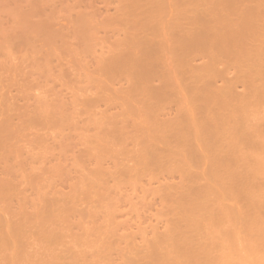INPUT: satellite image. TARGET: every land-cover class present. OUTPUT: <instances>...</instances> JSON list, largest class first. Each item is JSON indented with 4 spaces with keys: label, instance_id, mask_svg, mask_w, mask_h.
I'll return each mask as SVG.
<instances>
[{
    "label": "rangeland",
    "instance_id": "374dc122",
    "mask_svg": "<svg viewBox=\"0 0 264 264\" xmlns=\"http://www.w3.org/2000/svg\"><path fill=\"white\" fill-rule=\"evenodd\" d=\"M197 1L196 0L195 1H192V0H134V1L133 0H0V124L2 125L0 128L7 127V130L4 128L0 129V130H3V131H0V132H2L0 137L3 134L5 136V139L7 142L5 143L4 141L2 142L1 140H0V142H1V145L3 143L6 144V147L4 146V144L2 145L4 148H9L8 143H10V144L12 143V145H10L11 150L13 151L14 149H16V150H14V152L16 151V153H18L16 156H14V154H16V153L11 152V150L9 148L10 153H13V155H11L9 153L10 154V157H9L8 153H7V155L4 153V152H7L6 151L7 149L4 150L3 152H1L2 150H0L1 154L2 153H3V155L5 154L4 156L0 155V224H1L0 226H2V228L0 230H2L3 235H5V233L7 232L6 235L3 236L5 239L3 238L4 239L3 241H2V239L0 240V264H9V262L12 260H13V262L16 261L15 263L18 262L17 264H20V263L32 264L33 262L35 263V260L37 257H32V259L33 258L35 259L34 261L32 260L33 262H29V259H30L31 255L34 256L36 254H37V256H40V254H41L42 256H44V259L46 260L45 257H48V256H46V253H47V255H49V253H53L54 251L52 248H54L55 250L57 248L62 250V247L65 248L63 245L68 246V247L70 245V247H73L72 249L76 250L79 246V245L76 246V244L79 241L77 243H75L76 241L74 242L71 240L72 243H75V244H72L75 247L71 246L70 242H67V243H70L68 245H66L67 244L66 242H65L66 244H63V245L60 244L59 245L58 242L60 239H62L64 241H67V240L69 241V239L72 238L71 235H73V234H74L73 236L76 239V236H77L76 234H78L77 232H79L78 226L80 227L79 233H81L83 236L85 233H82V232H84V230L81 232L82 227L83 228L85 227L84 228L85 230H87L88 228H90V229L93 228V230L89 229L90 230L89 233L92 231L91 232V233H93L92 235L95 234L96 237H99V238H95V239H100L101 235L98 234L100 236H97L98 231L101 232V234H102L101 238H103V239H104V232L103 231L106 232L105 234H108V237H109V235L112 237H114V235H116L117 236V237L115 236L116 239H119L121 237L122 239H119V240H120V242H122V241L123 242H122V244L119 242V244H121V247L119 249L123 248V250L125 249V251H128V250H126V248L130 245L131 241L135 242V243H133L134 246H130V248L135 247L134 249L131 248L135 252L136 248L137 247L139 248L141 243H143L144 246L149 245V244H147V242L145 243V241H149L148 240L149 238L152 241V239L154 237L152 239H151V237H152V235H153L152 233L154 231H155L154 233H156V236L158 235L157 233H159V231H160L159 235H161L164 231L167 230L165 227L168 225V223H170L172 225V223L177 222L176 220H178L179 215L177 216V219H176V217L174 215L177 213H175L176 210L174 211V209H173L174 203L172 204V202L175 201V203H176V201H177V204H178V202L180 201L179 206H181L183 204V202L185 203L184 200H186V199L189 200V197H188L189 195L187 194V191L189 190L191 185H192V187H194L196 185L195 186L196 190H198L200 194H203V197H205L206 200H209V199L215 200V197L217 199L223 200V196H225V195H227L226 198L224 197V199L226 201L228 200L227 199L228 197H229V199L232 198L230 192L228 191V188H224L222 190L223 192L221 191V189H219V185L221 183L220 180H222V179L220 177V179L218 180L219 177L217 178V176L223 175V173H224L223 171H226L225 169H227V171H228V169L229 170L232 169L231 166L228 167V166H224V165L228 164L227 163L228 160L232 161L233 160L232 158L235 157L237 155V153L239 152L238 149L236 150V148L237 147L240 148V145L238 146V142L243 141L242 140V138H243L242 132H243L244 128H242V130H241L242 132L240 131L242 133L241 135L239 134L240 132L234 133V132L238 131V128L241 129L240 126L242 127V125H239L238 128L235 126L234 127L232 126V125H234V121L238 124V120H236L237 116L236 117L233 116L234 113L232 114V112L235 111L234 115H238L237 113L240 112V111L238 112V109L240 110L241 108H240V106H239V108H238V106L235 108V106L233 105L235 102L234 103L230 102V100L232 99L231 93L230 94H228V93L233 92V90L235 88V90L237 92H239V94H237L234 90V92L236 93V95L234 93L236 100H237L236 96L240 95V94H242V95H240V97L242 96L241 99L246 100L248 98V96L246 98L245 95H249V91H248V88H247L248 92L244 91V89H246L247 85H249V83H251L250 80H253L252 78H254V80L256 79L255 83H257V85H255V84L253 85V83L250 84L251 86L253 85L254 88L256 86L259 87L258 84L260 82L264 81V79H262L263 81H261V78H264L263 70H262V72H260V74H262V75H259V73H257L258 77H260L258 79V81L260 80V82H258L257 78H255L257 75L255 73L259 72L262 69L261 67H264V62H263L264 57H263V61H262L263 66L258 65L260 67V70H259L258 69L259 67L257 65H255V66H257L256 69H258V71H255V72H254L255 68L254 69L252 68L253 71L250 70L253 64L247 66V64H249L250 61H247L248 62L247 64H246V62L243 61V57L241 56L243 54L242 52L246 51L248 49V47L245 43L249 40V43H252L254 41L256 44L257 40H258L257 39L255 41V39H253V41L252 40L250 41L251 37L248 36L249 32L251 33V35L254 36L255 34L252 32H255L256 30L255 31H249L248 27H247V30L249 32H248V34H246V32H247V30H246L245 35L248 36L249 39H246L245 35L243 36L245 30L244 31L242 30L243 31L242 36L247 41L245 40L243 43H241L243 41L242 36L241 37L235 36V39L237 37L238 38L236 40L234 39L235 41L233 40L234 41L233 43H235L236 41H237V43H239V41H240V44L243 45V47H241V48L245 49L247 47V49L243 50V51L241 50V48L238 49V50L242 51V52L240 51L241 53L237 52L238 50L236 49L237 47L241 46L240 44H239L240 46L236 44L237 47L236 46H235L236 48L234 47L237 50L236 52L240 53L241 54L240 56L242 57L241 58L240 56H238V58L242 59V63L239 62V60H241V59L237 60L239 62L238 67L240 68V66H241L240 69L242 70L241 64H243L244 66H246V68H248V70H247L248 72L250 71V72H252V73L254 72V73L251 75L250 72L249 73L247 72V74H249L248 75L249 77H247L246 76L247 74H245L246 70H244L246 68L244 66H243L244 71H240V69L237 67V64L235 65V63H234V62H236L235 59L237 58L235 54L233 56L234 60L232 59L233 57H230V58L228 57L229 59H231L230 61H233L232 63L230 62V64H232V67L230 66V64L227 65L229 62V59L226 58L227 56H225V54L221 53V54H223V57H225V58H223L222 55L220 53H218V50L215 51L216 48H214L215 50L213 49L214 46L211 48L212 44H210V43L216 44V47L218 45L217 49L219 47H221L219 50L222 51V47H223L222 42H225L224 43L225 46L223 48H225V47L228 48V46H226L227 40L223 41L224 37H222V34L227 32V31H225L227 27H228V30L230 31V29L236 25L235 22H234L235 25H233L232 22L235 21L234 17L237 14H239L237 12H238V10L240 12L241 8L238 7V5H235V2L234 3L232 2L233 0L230 1L235 5L234 6L231 3V6L233 5V8L229 4L225 3L228 6H227V8H224V11L228 14L230 13L229 15L228 14L227 15L229 17L231 15V18H233V19H231L227 16V18H228L227 19L226 14H224L225 12L219 11V9L217 10L216 8H218L219 6H216V7L214 6L215 2L218 0L212 1V3L214 2V4H212V6H214V7H211V4H210L211 0L210 1L207 0V1H209L208 5L210 7L206 5V3H207V2H205L206 0L205 1L204 0H201V1L197 0ZM228 1L229 0H226V2H228ZM253 1L252 2L254 4H256L258 1H260L261 3L259 2L256 4V5L261 4L260 7L263 5L262 2L264 3V0H256V1L253 0ZM155 2H157V5L159 4L158 11L161 13L160 15H159V12L157 11L158 7H155V5H154ZM222 2L224 3L225 1L222 0ZM222 2L220 1V3H216V5L222 4L220 6L221 8L219 7L221 10H223L222 6H226ZM240 2H242V1H240ZM243 2L248 4V2H250V1L246 2L243 0ZM148 3H150L149 5H151L150 6L151 8L153 7V11L154 10L156 11L155 12L156 14L151 10V8H149ZM245 3L242 6L245 7L247 5V4L245 5ZM152 4H153V6H152ZM236 4H239V3L236 2ZM236 6L238 7L237 11H235V8H237ZM252 6L247 5V7H249V8ZM247 7L242 8L243 11L244 10L247 11L248 10ZM254 8H255V5H254ZM254 8H251L250 10H253ZM261 8L264 10V5ZM212 9L214 11H218V14H219V12H221V13L223 12L222 13L223 15H221V16H224V18L229 20L230 26H232V25L233 26L232 27L227 26L226 28H224V32L222 34H221V32L218 33L217 31H219L218 29H220L219 28L220 27V24H219V18H220L219 15L220 14L218 15L217 12H214ZM233 10H234V12H233ZM256 11H257V9H256ZM256 11L253 12V17H254V19L257 15L259 17L257 16L258 19H256V20L252 19V21H251V22L256 21L255 25L257 24V22H258V24L264 22V18L263 17L261 18V16L259 15V13L260 14L262 13V10L259 9V12H257V14H256ZM232 12L233 13L236 12V14L234 15ZM241 12H242V10H241ZM244 14H246V13H244ZM215 15L218 16L219 18H216ZM263 15L264 14L262 13V16ZM232 16H234V17H232ZM248 16H250V14H248ZM251 17H252V15H251ZM251 17H249L250 19L247 18L248 20L246 18H244V22H245V19L247 20L246 22L251 20ZM260 18L263 19V21H261L259 23V20H261ZM217 19H218V24H219V25L217 24L218 26L216 24H212V23H215V21L217 22ZM223 19L222 18L220 19V20H222L221 21L222 23L226 20V19H224V21H223ZM231 20H232V22H231ZM229 21L227 22L228 24H229ZM195 23L197 24L198 27L202 26L201 29L205 28L206 32L208 30V33H206L205 31H202V33H201V30L199 31L200 28L195 29V27H197L195 25ZM148 24L150 25L149 27H148ZM246 24H248L249 26L250 25L252 26V24L254 25V23H252V24L246 23ZM188 25H190L191 27H189ZM213 25H216V26L212 27ZM260 25L262 28L263 24H260ZM187 26H188V29H187ZM192 26L194 29L190 30V28H192ZM237 26H238V24L236 25V31H238ZM243 26L246 27V25H244V24H243ZM259 26L256 25V27H258V28H259ZM221 27H223L222 24H221ZM211 28L213 30H211ZM214 28H216V29H214ZM249 29H251V28L249 27ZM185 30L187 32H183ZM214 30L215 31L217 30V31L215 32ZM262 30H261V32H263ZM190 32H191V34L192 33L193 34L191 35ZM231 32H233L232 33L233 35H231V36H234L235 30H233ZM261 32L259 30V34ZM151 33H153V34H151ZM180 33H182V35H178ZM188 33H189V35H188ZM235 33L238 34V32H235ZM184 34H186V37H187V35L188 36L191 35L192 37L190 36V38L192 41L189 40L190 39L189 37L184 38L186 41L184 39H180L181 37H184ZM208 34H209V36H208ZM210 34L212 36H210ZM256 34H258V33H256ZM132 37H135V38L132 39ZM230 37H229V42L227 43V45H229V43L231 41ZM257 37H259V36H257ZM262 37H263V34H262ZM143 38H145V39H144V41H141L142 43H144L146 40L147 42H145V44L147 45L149 42V44H151V45L146 46L145 44L144 45L140 44L141 43L140 40H143ZM220 38H221V41H220ZM225 38L228 39V36L225 35ZM239 38H241L242 41L238 40ZM153 39H154V41H152ZM214 39H216L217 41L216 40L214 41ZM262 39H264V38H262ZM176 40L178 41V43L180 42V40H184V44H182L183 42H180V44L177 45ZM194 40H196V41L198 40V43H200L199 44L200 47L197 46L198 44ZM209 40L212 42H209ZM136 41L138 44H136ZM258 41H261V40L259 39ZM154 42L158 43V45H156ZM185 42H186V44L187 43L188 44L185 45ZM208 42L211 46L207 51H209V53H210V50H213V51H211V52H213V55H214L212 57L210 56L212 53H210V54L206 53L207 51L204 53V51H205L204 48H206L207 46L209 47V45L205 46V44H207ZM263 42L264 41H261V43L258 42L259 43L258 45L260 46ZM152 43L155 45H152ZM173 43H174L175 47H173ZM189 43H191V45ZM201 43H204V46H205L204 48L202 47V49H201V45L203 46V44H201ZM230 44L232 45V43H230ZM253 44L254 43H252V45ZM263 44H262V47L260 46L261 47L260 53H262L261 50H263V48H264ZM231 45H229V47H231ZM233 45H235V44H233ZM258 45H255V47L257 46V48H258L259 47ZM143 46H144V48H143ZM182 46H184L183 47L184 50H183ZM190 46L191 47L193 46V48H191ZM158 47H159V49H158ZM172 47L175 50H173ZM177 47H180V48H177ZM185 47H190L187 49H190L193 51L186 50ZM146 48L150 51H148ZM196 48L198 49V51ZM177 49H179V50H177ZM253 49H254V47H253ZM185 50L187 53L183 54ZM194 50H195V52L197 51V56H196ZM249 50H250V46H249ZM199 51H200V57L198 56ZM231 51L233 53L235 50L233 51L230 49V51H228V53L230 52L231 55L228 54L229 56L233 55L231 53ZM216 53H218L219 59L217 58ZM246 53H247V51H246ZM246 53L244 54V56H246ZM137 54H139V55H137ZM140 54H142V56ZM254 54L256 55L257 53H254ZM254 54L252 55V52H251L250 54L248 53L247 56L248 57H249V55L254 56ZM135 55H136L135 58H137L136 62H135V59H133ZM185 55H188V56H185ZM189 55H191L192 57ZM258 55L259 54H257V56ZM261 55H264V50H263V53ZM209 56H210V58H208ZM111 57H112V59H111ZM138 57L139 58L141 57L140 60H142V58H143V60L141 61V64H140ZM187 57L192 58L193 60H196V61H193L192 59H190V61H189V59H187ZM196 57H197V59H196ZM198 57H199V60H198ZM203 57H204V59H202ZM205 57L207 59H205ZM248 57H247V60H248ZM130 58L132 61L129 60ZM216 58H217V61L221 62V63L219 62V65H218V62L215 63L216 61L214 59H216ZM220 58H222V59H220ZM258 58H259V56L255 60H259V61H257L259 64L262 59L260 60V58L259 59ZM113 59L114 60L116 59L115 62H112ZM208 59L213 60V62L215 64H217L218 68L215 69L214 68V67H216L215 64L210 63V61ZM223 59H225L226 61ZM227 59H228V62H227ZM128 60L131 61L132 64H130V62ZM137 60H138V63H137ZM205 60L207 62H205ZM250 60L254 61L253 57L250 58ZM143 61H146V62H143ZM187 61H188V63H187ZM208 61H209V63H208ZM257 62H255V63H257ZM133 63H136V64H134L135 68L138 67L139 70H138V68H136V69L132 68ZM142 63H144V64H142ZM139 64H140V66H139ZM145 64H147V66ZM211 64H212V66H211ZM142 65H144V66H142ZM225 65H227V67ZM141 66L144 68V71H143ZM194 66H195V68H194ZM140 67L142 70H140ZM145 67H147V68H145ZM196 67H198L199 70L202 69L201 72L203 73V71H204V75L200 71H199L200 72L199 73L198 68H196ZM228 67H231V68H228ZM236 68H238V71ZM147 69L150 71L154 69L151 72V73H153L154 77H153V75H149L150 73H149V71L147 72ZM155 69H156V71H155ZM145 70H146L147 75H149V76L146 75ZM215 70L218 71V73ZM133 71H135V72H133ZM142 71L145 73V76H142L138 73V72L141 73ZM209 71H212L215 74H212V72H209ZM237 72L239 73V76L240 75L242 76V77L240 76L238 78V80L234 78V76H236V75L238 76ZM154 73H158V74L155 75ZM207 73L209 75H206ZM219 73L223 77H221ZM242 73L245 75H243ZM126 74H128V75H126ZM191 74L193 76H191ZM195 74H197V75H195ZM199 74L202 76L200 77ZM223 74L226 75V78H224L225 75H223ZM157 75H158V77H157ZM253 75H255V76L253 77ZM151 76L153 79L151 78ZM183 76H186L185 78H187L188 76H190L191 78L192 77L193 78L198 77L197 79L194 78V80H196V82L193 81V78H192V81L194 83L191 81V78L188 82V83H191V85L196 84L197 81L199 82V83H197L198 85L196 84L197 88H198L197 92L195 90L196 93L199 92V88L202 89L201 86L202 87L203 86L205 87L206 85L208 86V81H209V83L212 82L211 85L215 84V86H218V85L221 86V84H223L222 86L227 87L228 90H226V92H224L223 90H225V87H224V89H223V87H219V88L223 89L222 91H220V89L218 90V87H215V86L213 89L217 88V90L220 92L213 90L212 88L210 89L211 91L209 89H207V93L210 92L209 93L210 96L208 95L209 98L210 97L213 98V99H211L213 101L212 102L209 100V98H208V100L206 99L207 94H205V92H206L205 88H207V87H205L202 89V91L204 92V95L206 96V98H204L205 100L201 97L202 95H200V94H203L201 91L199 94H197V97L199 96L198 97L199 99H197V97L195 95L196 93L194 92V94H192L193 89H194L193 87L196 85H193L192 88H191L190 84L187 86L184 85V83L185 84L187 83V82H185V80L188 81V79H185ZM244 76H246V77L243 78ZM251 76H252V78H251ZM261 76H263V77H261ZM144 77L146 79H144ZM159 77L163 80L160 81ZM182 77L185 79L184 81L182 80ZM203 77L206 78V79H204L207 81L206 85H205V82H203V80H200V78L203 79ZM215 77L218 78V80ZM155 78H157L158 80ZM214 78L217 81H214ZM222 78H224V79H222ZM240 78H243L242 80H245L247 78L250 80L247 79L248 82H246V83L244 82L247 85H244L242 83L243 81L242 82L240 81L241 83L235 82L236 84L232 82L233 79L235 81L239 82ZM228 79H229V82H228ZM211 80L214 81V84H213V81H211ZM142 81H144L145 83L144 82L142 83ZM201 81L203 82L204 85L201 84L202 83ZM158 82L160 83V85L158 84ZM167 82H168V84H167ZM146 83H148V84H146ZM163 83L164 84L166 83L165 85H167V86L165 87V85ZM227 83H230V84H227ZM263 83H262V85H264ZM162 84L165 88V91L162 90L163 88H160V87H163ZM225 84H227V86ZM231 84H233V85L235 84L234 85L235 87H233V85H231ZM228 85L230 86V88L231 87L233 88V89H231L232 91H229L230 89L228 88L229 87ZM242 85H244V86H242ZM156 86L159 87V90H161L162 92L161 91L158 92V90H156L160 94H158V93H157L158 95L157 94L156 95L151 94V99L155 98V101H156L155 103H157V101H158L157 104H154V102H151L150 97H149L150 95H148L147 93L150 94V91L152 93H156L155 89H158ZM188 86H190V87H188ZM241 86L243 88L245 86L246 87L243 89ZM253 86L251 88H249L250 91H251V89L253 91ZM261 86L259 88H262ZM168 87H170V88H168ZM257 87H256V90L259 89ZM166 88H168V89H166ZM188 89H189V91H188ZM146 90L147 91L149 90V91L147 93H145ZM256 90L254 92H256ZM212 91H214V92L212 93ZM240 91L242 93H240ZM216 92L219 94L220 93L222 94V92H223L222 97L220 96L221 94L220 95L218 94L219 96L215 95L216 97L213 96V94ZM161 93H163V94H161ZM225 93L227 95H225ZM243 93L245 95H243ZM139 94L141 95L140 96L141 98L138 97ZM145 94H147V99H149L150 103H148V102L146 103V101H148V100L146 99ZM254 94L257 95L256 93H254ZM261 94L263 95L262 91H261ZM142 95H144L145 97ZM204 95H203V97H205ZM224 95H225V98H223ZM228 95L231 98L229 101H227L228 99H226V98H228ZM232 95H233V93H232ZM259 95H260V92H259ZM259 95L257 96V98L260 97ZM217 96H218V99H219V97H221V99L224 101L226 100L227 103L230 102L232 104L233 108L230 104H229V106H230L229 107L227 105L225 106L224 102H222L223 103L222 106L224 105L223 109L221 108L222 111L221 110L218 111L217 109H220L219 106H221L220 102L222 100L220 101V99H219L220 102L218 100H216L215 98H217ZM234 96H233V98H234ZM243 96L245 97V99L243 98ZM252 97H255V96H251V98ZM156 98H157V100H156ZM139 99L140 100L142 99V100L140 101ZM200 99H202L203 101ZM238 99H240V98H238ZM249 99H250V95H249ZM262 99L263 98L259 99V100H261V101H259L260 104L262 103ZM143 100H145V101H143ZM252 100H254V98H252ZM142 101L145 102L150 107H148L144 103L143 105H144L145 109H143V105H142L143 102ZM152 101H154V100H152ZM196 101H199V103H201L200 101H202L201 104H203V103L206 104L205 102H207L208 105H209V101H210V103H213V104H214V102H219L218 103L219 106L217 105V103H215V104L218 106V108L216 107L215 104L214 105L212 104L213 106L209 105L210 109L211 108H213V109L208 110V111H211V112H208V111H206L207 109L204 110L206 108V105L205 106L199 105L198 102H196ZM232 101H233V99H232ZM234 101H235V99H234ZM257 101H255L254 103H252L253 102L252 101L251 104L248 102L245 103L246 105H244V106H250L251 105V107H247L248 109L250 108L249 111H246L243 109L244 108L242 106L243 102L240 101V102H242L241 106L243 109V111L241 109V112L244 113V111H246L248 113V115H245L246 113L243 114L244 116L242 115V118L245 116L248 117V119L246 118L247 121H249L250 117L252 118L251 121L249 122V124L243 118V120H245V123H247L249 125L248 126L249 128L251 127V124L254 125V123H252L254 118H257L258 114H259L258 118H260V115H262V112H264V110H263L264 100H263V104H262L263 107L260 105V109L255 108L256 111H261V109H262L261 114H260V112H258V114H255L254 112H256V111H254L253 116L251 114H250L251 116L249 115V112L250 113L252 112L250 110H253V108L256 106L255 103ZM259 102H258V105H259ZM137 103H140L138 105L139 106L141 105V106L139 107L137 105ZM195 103H197L199 106H197ZM225 104H226V102H225ZM154 105H156V106L158 105V106L156 107ZM237 105H240V103L238 102ZM252 105H255V106L253 107ZM130 106H132V107H130ZM133 106H135V107H133ZM160 106H163L164 108H166L165 110L167 112L162 111L164 108L160 107ZM196 106L199 107V109L196 108ZM129 107L131 109H129ZM133 108H135V109H133ZM155 108L158 109L159 112L161 111L163 114L160 112L161 115H159L158 111L156 114ZM161 108H163V109H161ZM234 108H235V110H234ZM140 109H142L143 111ZM151 109H153V110H151ZM193 109H194V112L197 110V112L199 114L197 112H195L197 114H196V116H194L195 113H193V111H192ZM200 109L202 111H204L205 113L204 112L202 113V111L199 112ZM208 109H209V107H208ZM226 109H228V110L230 109V110L227 112ZM231 109H233V111ZM146 110H148V111L146 112ZM187 110L189 113H186ZM212 110H216V111H212ZM132 111L135 112L134 113L135 115L133 114ZM136 111H138V113ZM151 111H154V112L151 113ZM129 112L133 116H131ZM164 112H166L167 114H165ZM140 113H141V115H140ZM142 113H143V115L144 114L145 115L143 116ZM184 113H186V115L188 114V118ZM200 113H201V115H200ZM211 113L214 115L212 118L210 116V115H212ZM189 114L192 115V116H190V118H189ZM208 114H209V116H208ZM254 114L256 115V117H254ZM149 115H151V117ZM166 115H168L167 116L168 118L170 117L169 118L170 120L166 117ZM184 115H185V117H184ZM221 115H225L226 118L229 117V119L232 120V121L230 120L232 122V124H231V122L227 121V119L226 120L224 119L226 122L225 121L223 122V119H219V118L223 117V116L220 117ZM226 115H229V116H226ZM134 116H136V117H134ZM141 116H143V117H141ZM146 116L147 117L149 116V119L147 118L148 119L147 123L145 121L143 122V120H146ZM173 116L175 118L178 117V118H176L177 120L175 121V123H174L175 118H173ZM218 116H219V118H218ZM239 117H241V116L238 115V119H239ZM162 118L163 119L166 118L168 120L165 119L166 120L165 121ZM183 118H185V119L187 118L186 120H188V121H189V119H190V121L191 120L193 121L195 119V121H193V122L191 121L192 125H193L192 127H194L195 129L196 128L198 129V125L200 127L201 120H202L203 123L205 122L206 126H204L202 123L203 126L200 127L201 129L199 131H202L204 129L205 132L211 127H214L213 130H217V129H215V127L219 123H220V125H221V123L223 124L222 126L219 125L222 128L218 127V125H217V128H220L221 131L223 130L225 125H227L226 127L227 128L229 127V130L225 127V129L222 131V132H224L227 129L228 131L226 130V135H225V132L223 135L220 134V135H222L221 138L223 136H225L222 138L225 141V147L228 146L227 149L231 148L230 152H229V150H225V151H226V153H227V151L229 152L227 154L228 156L231 154V152H234V150H232V148L235 149L237 151V153L236 152L232 153L234 155L233 156L230 155L231 156L230 159L226 158L225 157L226 153L224 154L225 151L222 152L223 147L221 145L222 142L224 144V141L221 139V142L218 144H220L222 147L220 149H222L221 154H224L223 155L224 157L222 156L223 159L219 160V162L220 161L223 162L222 160H225V158L228 160L227 161L225 160V162L227 164H223L220 162L219 168L218 167L216 168L215 165L217 166V164H215L216 162L214 163V161H216L217 159H219L221 157L220 154H218V153H220L219 148L217 147L218 145H215L219 141V139H218V141H216L215 139L213 140L211 136H209L210 137L209 139L210 140L212 139L213 146L215 145L214 146L215 149H216V147L218 148V151L216 150V152H217L218 156H220V157L216 156L217 159L215 158L214 161H211L212 163H214V166L211 163L212 164L211 168H214V169H211V170L207 169L208 168L207 167L208 165L206 166V164H208L207 160L209 161V159L211 157V155H209V153H212V152H210L211 151L210 149L213 150L214 147L212 146L213 148H211L212 142L208 139L207 140V141H209L208 146H207V141L205 144V146L208 148H204V147L202 148L200 146L202 144L198 143V142H201L200 141L201 139H198V138H199V136L204 135L203 134L204 130L201 133H199L198 130H195L194 128H192V129H194V132H196V133L190 132V133H192V135H190V136L194 137L193 140H196L195 137L198 136V137H196L198 139V140H196V141H198L197 142L198 147H196V148H199L200 151L197 149L198 152H200V153L203 152L200 155L203 154L201 157L205 158V159L203 158L204 162H205V163H203L204 164L203 167L199 168L201 161L199 162L197 159H199L198 156H200V155L198 153V156L196 157L197 151H194L195 147L193 148L190 146V148H188L189 147L188 137L186 136L187 140H188V144L186 142V145L188 147L186 145L183 146V149L186 146L185 150L187 152L182 149L181 145H179V144H181V142H180V141H182L181 139H183L184 141L186 140V137L185 138L183 137V136H185L186 132L183 131L184 135L182 136L181 135L183 133V132H181L182 130L180 132L178 131V129H182V128H183V130L187 129V126H186L187 124L185 125V123L183 122L185 120H183ZM263 118L264 117H262L261 120ZM171 119H173V120H171ZM138 120H140V121L138 122ZM149 120H151V121L153 120L154 124H155V122H156V124L158 122H160V124L158 123L159 128L163 125V127H165L167 130L165 128H164V130L161 129L160 134H162V135L159 134L160 136H158L157 133H159V130H157V129H159V128L156 127V129H155V127H152L153 126L152 122H150L149 123L150 125H149L148 124ZM161 120H162V124H161ZM199 120H200V124L196 123V124H198V125H196L195 122L196 121L199 122ZM168 121H170V123L171 122L174 123L175 126L172 123H171L172 125H170V123H168L169 126H167V123H165V122H168ZM178 121L179 122L181 121L180 122L181 126L176 125V123L179 124ZM188 121H187V123H188ZM206 121H209V123H210V121L212 122V123H210V127H208L209 124ZM256 121H258V122L253 127V129L255 127H257L258 123L261 124V122H259L260 121L259 119ZM163 122H164V124H166V126L163 124ZM241 122H244V121H241ZM241 122H239V123H241ZM156 124H155V126H158V124L157 125ZM183 124L185 126H182ZM212 124L215 126H213ZM145 125H146V127H145ZM261 125H263V123ZM172 126H174L175 130L177 129L176 130V132H178L177 135H176V133L174 134L172 132L173 130H170L171 129L170 127H172ZM243 126L246 127L245 131H248V135H254V134H249L251 132H249L250 131L249 128L247 130L246 124L245 125L243 124ZM143 127L145 129H148L149 131L145 130L146 132H144ZM178 127H180V128H178ZM184 127L186 129H184ZM190 127H191V125H190ZM202 127H206V129L202 128ZM258 127H261V126H258ZM263 127H264V125H263ZM149 128H152V130H150ZM154 129L158 132H156ZM219 130H218V135H219V133H221V132H219ZM259 130H261V128H259ZM151 131H153V132L151 133ZM162 131H164V133H162ZM167 131H168V133H169V131H170V133L172 132L176 136H179V135L182 136L181 139H179L178 137L176 138L180 143L176 144V141H175L176 139L174 141H171L174 139L173 138L174 136L172 137V135H171V138H170V133L167 134L166 133ZM188 131H187V133H188ZM191 131H193V130H191ZM257 131H258V129H256L255 135L260 134V133H257ZM207 132L210 133L209 130ZM258 132H260V131H258ZM187 133H186V135H187ZM212 133H214V131L211 132V135H212ZM215 133L217 134V132H215ZM228 133H229V135L231 134L230 136H233L234 138H236L235 136H237V135L234 136V134H239V136H242V138L239 139L240 141H237V142L236 141L233 142L232 140L230 141ZM244 133H247V132H244ZM193 134H195L196 136L195 135L193 136ZM261 134H262L261 138H263L264 137L263 136L264 130H263V133H261ZM164 135L167 137L166 140L168 139V137L170 138V140L165 141V139H163L165 142H164V144H161L162 138H160V137H163ZM220 135H219V137H220ZM248 135H247V137H248ZM255 135L253 136V138L255 137ZM4 136H3L2 140H4ZM157 136L159 137V140H157L158 139ZM201 137H203V140H204L205 135L201 136ZM234 138L230 137V139H234ZM245 138H246V136H245ZM253 138H251V136H250L248 139L251 140ZM255 138L254 139L257 140V142L254 140L256 142V143L254 142V144H257L258 140L260 141L261 138H260V136H256ZM160 139H161V141H160ZM248 139L247 140L244 139V141L245 140L246 141L244 142V144L243 143L242 144L245 145V143H247ZM184 141H182V142H184ZM190 141H191V138H190ZM196 141H193V143H195ZM215 141H216V143H215ZM203 142H205V141H203ZM203 142H201V143H203ZM147 143H152L151 145H153V143H154V145H155L156 150L154 149V156H153V157H155L154 162H152V159H151L152 158L151 154L153 152L148 150V147L150 145L147 147L146 146ZM184 143H182V144H184ZM191 143H192V141H191ZM249 143L247 145H250ZM251 143L253 145V142H251ZM262 143H260V144H262ZM105 144H107L106 145L107 147H104ZM234 144H237L236 148L233 147ZM242 144H241V148H244V147H242ZM158 145L160 148H156V147H158ZM203 145H204V143H203ZM258 145H256L257 149H258ZM2 146L0 147V149L2 148ZM144 146L147 149L143 148ZM254 147H252L251 149L249 147V149L253 150ZM259 147H260V145H259ZM4 148H2V149H4ZM191 148H193V149H191ZM247 148H248V146H247ZM17 149H18V151H17ZM150 149H151V146H150ZM146 150H148V152H146ZM189 150L192 151V153L191 152L189 153ZM240 150H242V149H240ZM243 150L246 151V147ZM260 150H257V151H259V153H260ZM98 151H101V155H99L100 152H98ZM141 151H142V153H141ZM206 151H207V153L209 151V153H208V155L210 156V157H208L209 159L206 156L207 155V153H205ZM262 151L264 152V149H262ZM145 152L147 153V155H145ZM242 152L243 151H241V153ZM255 153L258 154L257 152H254V153H252V155H254ZM86 154H89V155H86ZM93 154L94 155L96 154V155L94 156ZM214 154H216V153H214ZM244 154H246V153L244 152ZM244 154H242L240 156H243ZM97 155H98V157H97ZM135 155L137 156L138 161L136 160V158L134 159V157H136ZM138 155L140 156L139 159H138ZM250 155H251V151H250ZM100 156H102V157H100ZM259 156H261V155H259ZM156 157H159L161 159H157ZM193 157L196 158L198 166H196L195 158L193 159ZM238 157H239V154H238ZM244 157H246V156H244ZM254 157L252 156V159H254ZM257 157L258 156H256V158ZM99 158H101V159H99ZM143 158L145 160H147V162H149L148 163V164H150L149 166L145 165V164L142 165L143 164V160H142ZM262 158L264 159V157H262ZM213 159H214V156H213V158L211 157V160H213ZM234 159H237V157ZM242 159L247 160L246 158L245 159L242 158ZM248 159H250V158L248 157ZM258 159H261V157ZM258 159L257 160L255 159L253 161H255V163H256L257 161H259ZM199 160H201V159H199ZM140 161H141V163H142L141 165L143 167L139 166ZM247 161L249 162V160H247ZM253 161H252V163H254ZM147 162L144 161V163H146V164H147ZM151 162H152L153 166L151 165ZM234 162H236V164H237V161H233L232 162L233 165H234ZM262 162H264V160ZM133 163H134V165H133ZM217 163H218V161H217ZM244 163L247 164L246 161ZM249 163L247 165H250ZM159 164H161L160 168L158 166ZM170 164H171V166H170ZM209 164H210V161H209ZM211 164H210V166H211ZM229 164H231V162H229ZM156 165L158 166V168L156 167ZM189 165L192 169L190 167H187ZM233 165H232V167H233ZM240 165H241V163L238 165L239 168L238 167L235 168L236 165L233 168L235 170L239 171V169L241 167ZM252 165H254V164H252ZM259 165H260V163H259ZM263 165H264V163H263ZM263 165H262V168H263V172H264ZM145 166H147V168ZM150 166L154 169L156 167V170L152 169ZM163 166H164V168H163ZM166 166H167V168H166ZM168 166L170 167V169ZM183 166H186L187 170ZM193 166L198 167V169H196ZM220 166H221V168H220ZM242 166H243V164H242ZM181 167H183L184 168L183 170H186V171H183ZM243 167L240 169V171L246 172L248 166H247V168L245 166L246 170L242 171ZM120 168L124 169V170H122V173H124V174L121 173ZM138 168H140V169H138ZM150 168H151V171H150ZM204 168H205V170H204ZM255 168H257V167H255ZM255 168L253 170H255ZM126 169H127V171L130 170L128 172V174H126L127 173ZM160 169L162 170V172ZM165 169H167V170H165ZM168 169H169V171H168ZM180 169L182 170V172H179ZM188 169H190V170L194 169V171H191L189 173L188 171H190V170H188ZM199 169H202L203 172L201 173V170H199ZM206 169L208 170L209 173L211 172V174H212L211 176L209 174H208L209 176H205V175L202 176V174H205V173L207 175V172H204V171H207ZM217 169L219 172L217 171ZM249 169H252V168H250V166H249ZM249 169L247 171H250ZM258 169H259V167H258ZM170 170H171V173H170ZM195 170H197L198 173ZM213 170L214 171L216 170V173L213 172ZM113 171L114 172L116 171V172L114 173ZM157 171H159V172H157ZM255 171L258 172L259 170L258 171L255 170ZM255 171H253V175H254ZM102 172H103V175H102ZM178 172H179V174H178ZM186 172H188L189 174ZM192 172H194L195 175ZM112 173H114V174H112ZM219 173H221V174L218 175ZM259 173H261V172L259 171ZM259 173H257L256 175H258ZM110 175H112V176H110ZM150 175H152V176H150ZM180 175H182L183 178H185V181H183L184 179ZM251 175H252V173H251ZM251 175H250V177H251ZM149 176H150V178H149ZM153 177H154V179L151 180ZM179 177H180V179H179ZM259 178L260 179H258V176H257L255 179H256V181H259L260 183L259 182L256 183L255 180L254 181H249V180L245 181V182H248L247 183L248 188L246 187L245 192L246 193L248 192V195H250L252 197L254 196L253 198L255 199V201H258L259 203L264 204V197L263 198L261 197V196H264L262 194V193H264V181L261 182L260 180H262V178L261 177H259ZM190 179H191V181H190ZM212 180L214 181V183L211 182ZM149 181H151V182H149ZM186 181H187V183H186ZM196 181L198 184L197 183L195 184ZM206 181H207V183L205 184L204 182H206ZM180 182H182V183H180ZM253 182H255V183H253ZM211 183H212V185H211ZM170 184L172 185V187ZM187 184L190 186H188ZM168 185H169V187H168ZM185 185H187V186H185ZM214 185H216V186H214ZM255 185H257V186H255ZM165 187H166V189H165ZM217 187H218V189H217ZM172 188H174V190H172ZM251 188L253 189L254 192L252 190H250ZM261 189H262V191H261ZM244 190H245V187H244ZM224 191H226V192H224ZM257 194H259V195L257 196ZM171 196L174 198L171 199ZM169 197L171 200H169ZM175 197H178L179 199L175 198ZM161 198H162V200H161ZM166 199L169 201V202L167 201V203L168 204L171 203L169 205L172 206V208H171L172 210L170 209L169 213H168V210H166V209H169V206H168V208L167 207L165 208V206H167L168 204L164 206V204H166V203H163L162 204V206H164L163 209L160 208L161 202L163 200H164L163 202H166L165 201ZM160 200H161V202H160ZM221 200H219V202ZM225 200H223V204L228 203V206L227 205L223 206V204H221V206L229 207V203L232 202V201H230L231 199L229 200L230 202L229 201L226 202ZM181 202H182V204L180 205ZM187 202H189V201L186 200V203ZM215 202L217 203L218 200L217 201L215 200ZM216 203H215V207H216ZM239 203H241L243 206L245 205L246 209L249 207L247 201L244 202V200L240 199ZM177 204H174V208H175V205L177 206ZM183 206H184V204H183ZM243 206H240V207H243ZM219 207L220 206H218V208ZM240 209H242V208H240ZM165 211H166V213H164ZM170 211L174 214L173 215H172V213L170 214ZM166 214H167V216H166ZM242 215H243V213H242ZM242 215H240V216L242 217ZM171 216H174V217L171 218ZM167 220L169 222H166ZM170 220H171V222H170ZM117 221H119L118 225L116 224ZM120 221L124 224L123 226L120 225ZM222 221H224V220H221L220 222H222ZM225 221H226V219H225ZM74 222L75 223L78 222V223L75 224ZM108 222H112V224L114 223L117 225V228H119V226H120V228L118 230H116L117 229L116 225H112V224L108 225ZM203 222H206V223H203V226L200 223L201 227L205 226V228H206V226H208L209 230L211 232V227H214L213 221L211 220V218L203 216ZM216 222H217V219H216ZM216 222L214 221V223H216ZM220 222H217L218 225H215L216 227H214V228H216V230H218L220 228L223 229L225 227V226H223L224 222H223V225ZM219 223H220V225H219ZM226 223H225V225H227ZM74 224L76 225V228H75ZM40 225H42V226L44 225L43 228H47L49 230L51 229L50 231H57L59 228H61L63 231L62 233H64V235L62 236V238L56 239V240H58L57 244H54L53 243L54 241H52V238L49 237V240L52 241L49 243L54 244L51 246V244L48 243V240L45 239L48 236L45 235L47 237H45V238L43 237L44 236L43 232H45V231L42 228H39V227H41ZM171 225H169V226H171ZM210 225H213V226L210 227ZM13 227L16 230L13 229ZM110 227H111L112 231L110 230ZM113 227H115L116 229ZM208 227L206 228L207 231H208ZM94 228L98 231H96ZM106 228L108 231L106 230ZM114 229L116 230V232H114L115 234L114 233H113L114 235H112V233L109 234L110 233L109 231L113 232V231H115ZM146 229L147 230L149 229L151 232L149 230L147 231ZM152 229H154V230H152ZM12 230H15V231H12ZM144 230L148 234L150 233L151 235L148 236V234L146 232H144ZM94 231L97 233H95ZM133 231H135V232H133ZM11 232L17 233V234L14 233L16 236L14 234H13L14 236H12ZM46 232H47L46 234H48V230ZM59 232L57 234H59ZM128 232H130V233L132 232L131 236L128 234ZM136 232L141 233V234L143 233L142 235L144 238L142 237L141 234L139 235ZM212 232H213V229H212ZM50 233H52V232H50ZM87 233L85 234V237H84L85 239H86ZM89 233H88V235H89ZM134 233H136L137 236ZM124 234H126L127 236ZM145 234H147V235H145ZM9 235L12 236V239L10 238ZM60 235H62V234L60 233ZM92 235H90V237H89L90 239H92L91 238ZM138 235L140 236V238ZM144 235L147 236L146 239H145ZM79 236H80V234H78L77 237H79ZM118 236H119V238H118ZM124 236H125V239H124ZM154 236H155V234H154ZM14 237L17 240H15ZM74 237H73V239H74ZM130 237L133 238L134 240L136 238V240L134 241ZM55 238H54V240H55ZM89 238L87 240H89ZM127 238L131 239L129 244L128 243L126 244V242L129 241V240H127ZM95 239H92V240H95ZM105 239L103 241H105ZM110 239L111 238H108V240H110ZM139 239H141V240L143 239V241H141V240L139 241ZM11 240L16 241L17 242L16 245H14L15 242L12 243ZM83 240L84 239L82 238V241ZM92 240H89V242H91ZM113 240L111 241V242H113L112 247L114 246V242L116 243L115 239H113ZM64 241L62 243H64ZM101 241H102V239H101ZM80 242H81V240H80ZM84 242H85V240H84ZM95 242L97 243V241H95ZM98 242L99 243H97V244L100 245V243H101V246L104 243V242H100V241H98ZM136 242H139L138 245L136 244ZM59 243H61V242H59ZM93 243L94 242L92 241V243H90V245ZM117 243H118V240H117ZM46 244H47V246H48V244L51 246L50 247V249H52L51 252H50V249L46 246ZM85 244H86V242H85ZM97 244H96V246H97L96 248H98V247H100L101 249L104 248L103 246L105 244H103L102 247L97 245ZM133 244H131V245H133ZM90 245L88 244V246H90ZM126 245H128V246L126 247ZM136 245H137V247H136ZM88 246L85 245L83 247L85 250L84 249L83 250L87 251ZM92 246L88 248L89 253L91 251L90 249L93 248ZM94 246H95V244H94ZM108 246H110V245H108ZM141 246H142V244H141ZM141 246H140V248H141ZM144 246H142L141 249H143ZM44 247L48 248L49 250L44 249ZM81 247H79V248H81ZM85 247H87V248H85ZM117 247H118V245L115 246L113 251H118L119 249L115 250ZM96 248H94V249H96ZM59 249L57 251H60ZM72 249H70V250H72ZM94 249H92V251ZM106 249H107V247H106ZM111 249H113V248H111ZM220 249L221 248H219V250H218V247H217V250L219 251V253L222 250V249L221 250ZM83 250L81 253H84ZM123 250H121V251L123 252ZM77 251H78V249H77ZM79 251H78L77 256L80 254ZM96 251L98 252V250H96ZM96 251H94V252H96ZM113 251H112V253H113ZM121 251L119 250V253L121 254V256L118 253L112 254L110 252L113 257L111 256L112 260H111V258L109 259L110 262L107 259L109 264H113L116 261V260L115 261L113 260V259H115L114 255H115V257L120 256L119 258H117L118 259L117 263H118V261L122 262V260H123L124 263L127 264V261L124 260V259H128L127 257L124 258V256H125L124 254L126 252L122 253ZM33 252H35V253L37 252V253L32 254ZM106 252H108V251H106ZM131 252H132V250H131ZM97 254L102 255L101 252H98ZM106 254H104V255H106ZM129 254H130V252H129ZM90 255H91V253H90ZM90 255L89 256L85 255V257H87V259H89L88 257H90ZM92 255H94L93 252H92ZM100 255H97V256H100ZM107 255L109 257V253ZM128 255L126 254V256H128ZM80 256H81V254H80ZM82 256H83V254H82ZM130 256H132V255H130ZM130 256H129V258H131ZM20 258H23V259L27 258V259L25 261L23 259L20 261L19 260ZM98 258L99 257H97L96 260ZM41 259L38 260V263L41 261ZM85 259H83V260H85ZM91 259L92 258H90V260ZM43 260H42V262H43ZM45 260H44V263H45ZM107 260H106V262H107ZM47 261L49 262V259ZM66 261H68V260L66 259ZM93 261H95V259H93ZM111 261L112 262L114 261V262L112 263ZM13 262H11L10 264H13ZM99 262H101V260ZM117 263L115 262L114 264H117ZM40 264H42V263H40ZM95 264H96V262H95ZM97 264H98V262H97ZM100 264H104L103 261ZM119 264H121V263H119Z\"/></svg>",
    "mask_w": 264,
    "mask_h": 264
},
{
    "label": "bare ground",
    "instance_id": "6f19581e",
    "mask_svg": "<svg viewBox=\"0 0 264 264\" xmlns=\"http://www.w3.org/2000/svg\"><path fill=\"white\" fill-rule=\"evenodd\" d=\"M133 1H134V0H133ZM192 1H195V0H192ZM196 1H197V0H196ZM200 1H201V0H200ZM204 1H205V0H204ZM209 1H210V0H209ZM209 1H207V0L205 1V2H207V3H206L207 6H209V5H208V4H209V3H208ZM212 1H215V0H211V3H210V4H211V7H214V6H215V7H216V6H219V7H220V6L222 5V4H221V5H220V4H219V5H218V4L216 5V3H220V1L222 2V0H218V1H216L215 4H214V2L212 3ZM224 1H225L224 3L222 2L224 5H226L225 3H227V4H229L230 6H231V3H232V2H233V3L235 2V5H238V7H240L241 10H242V12H241V10H240V12H239L238 7H237V6H236L237 8L234 7V8H235V11L238 10L237 13H239V14L236 15L237 17H236V16H235V17L232 16V17H234V20H235V21L232 22V20H231V22L233 23V25H235V23H236V25L238 24V26H237V30H238V31H236V25H235V26L232 25V26H233V28H231L232 30H231V29H230V31L228 30V27H227V26H230V21L227 20V19H228L227 16H228L230 13L228 14V13H226V12L224 11V8H227L228 5H226V6H222V7H223V10L220 9L221 7H220V8H219V7L216 8L217 10L219 9V11H224V12H225L224 14H226V18H227V19L224 18V16H221V15H223V14H222L223 12H222V13L219 12V14H220V15H219V14H218V11H214V10L212 9L214 12H217V14L220 16V18H219L218 16L215 15L216 18H219V24H220V27H219L220 29H218L219 31H217V30H216V31H217L218 33L221 32V34H222V33L224 32V28L227 27L226 30H225V31H227V32L222 34V37H224V38H225V35L228 36V39H226L227 37H226L225 39L223 38V41H226V40H227V43L229 42V37H230L231 35H233V34H232L233 32H231V31L235 30V32H238V34L234 32V36H231V37H230V39H231V41H232V42L230 41V43H232V45H231L230 43H229V45H231V47H229V45H227V43H226V46H228V48H227V47L223 48V47L225 46V45H224L225 42H222V43H223V44H222V45H223V47H222V51L219 50L221 47H219V48L217 49L218 45H217V47H216V44L210 43V44H212V46H211V45L209 44V42H212V41H210V40H209V42H208L207 44H205V46L209 45V47L207 46V47H206L207 49L204 48V47H205V46H204V43H205V42L203 41L204 43H201V44H203V46L201 45V49H202V47H203V48L205 49V51L203 50L204 53H205V52L210 48V46H211V48L214 46L213 49L216 48V50L214 49L215 51L218 50V53H220V54H221V53L225 54V56H227L226 58H228V57H229V58H230V57H233L234 54H235L237 58L235 57V58H236V59H235L236 62H234V63H235V65L237 64V67H238V63H239V62L242 63V59H241L242 57H243V61L246 62V64L248 63L247 61H250V62H251L252 60H250V58L253 57V59H254V61H252L253 63H252V62H251V63L249 62V64H247V66L253 64L252 67L250 66V67H251V69L249 68L250 70H252V68H253V69L255 68V69H254V72H255V71H258V69L260 70V67H259V66H263V62H264V61H263V57H264V55H261V54L263 53L264 48H263V50H261L262 53H260V48L262 47V44H263L264 42L260 45L261 47H260L258 44L261 43V41H264V39H262V38H264V27H263V26H264V22L260 23L261 21H263V19H261V18H262V17L264 18V15L262 16V13L264 14V12H263L264 10L261 8V7H263L264 3L262 2L263 5L260 7L261 4L256 5V4L259 3L260 1H258L256 4H254L255 2H254L253 0H244V1H246V2L250 1V2H248V4L245 3V2H243V0H240V1H242V2H240L239 0H238V1H237V0H233V1H232V0H229L228 2H226V0H224ZM230 1H232V2H230ZM252 1H253L254 3H253ZM255 1H256V0H255ZM197 2H198V1H197ZM229 2H230V3H229ZM236 2H238L239 4H236ZM251 2H252V3H251ZM151 3H152V2H151ZM158 3H159V2H158ZM202 3H203V2H202ZM233 3H232V4H233ZM241 3H242V4H241ZM244 3H245V5L247 4L248 6H249V5H250V6L253 5V6L249 8V7H247V5H246V6L244 7V6H242V5H244ZM249 3H250V4H249ZM260 3H261V2H260ZM149 4H150V3H148V5H149ZM153 4H154V3H153ZM153 4H152V6H153ZM197 4H198V3H197ZM200 4H201V3H200ZM212 4H214V6H212ZM154 5H155V7H158V6H159V4L157 5V2H155ZM233 5H234V4H233ZM233 5L231 6L232 8H233ZM235 5H234V6H235ZM254 5H255V8L257 9V11H256V9L254 8ZM150 6H151V5H149V8H151ZM258 6H259L260 8H259ZM209 7H210V6H209ZM246 7L248 8L249 11H248L247 9H246L247 11H245V10L243 11L242 8H246ZM257 7H258L259 9L262 10V13H261V14L259 13V15L261 16V18H260L261 20H259V23H260V24H263L262 28H261V25L258 24V22H257L256 25H258V26L260 25L259 28L256 27V25H255L256 21L251 22L252 19H254V17H253V12L256 11V14H257V12H259V9H258ZM251 8H254L255 10H254V9H253L254 11H253V10H250ZM158 9H159V7L157 8V11H158ZM210 9H211V8H210ZM230 9H231V8H230ZM151 10L153 11V7L151 8ZM227 10H228V9H227ZM227 10H226V11H227ZM250 11H251V12H250ZM153 12L155 13L156 11L154 10ZM153 12H152V13H153ZM158 12H159V11H158ZM158 12H157V13H158ZM214 12H213V13H214ZM233 12H234V10H233ZM233 12H232V13H233ZM249 12H250V13H249ZM260 12H261V11H260ZM146 13H147V12H146ZM150 13H151V12H150ZM154 13H153V14H154ZM244 13H246V14H244ZM247 13L250 14V16H248ZM155 14H156V13H155ZM160 14H161V13L159 12V15H160ZM227 14H228V15H227ZM233 14L235 15L236 12L233 13ZM233 14H232V15H233ZM254 14H255V13H254ZM256 14H255V15H256ZM157 15H158V14H157ZM157 15H156V16H157ZM213 15H214V14H213ZM246 15H247V16H246ZM251 15H252V17H251ZM257 16H258V15H257ZM257 16H256V17H257ZM228 17H229V16H228ZM249 17H251V20H249L248 22H246L248 19H250ZM256 17H255L254 20L258 19L259 16H258L257 18H256ZM221 18H222V19H223V18L226 19L225 21H224V19H223V21H224L226 24H225L224 22H223V23L221 22V21H222V20H220ZM229 18H231V15H230ZM244 18H246V19L248 18V19H247V20L245 19V22H244ZM231 19H233V18H231ZM228 21H229V24L227 23ZM242 21H243V22H242ZM220 22H221V23H220ZM234 22H235V23H234ZM232 23H231V24H232ZM242 23H243L244 25H246V27L243 26ZM246 23H251V24L254 23V25L252 24V26H253V27H252L251 25L249 26V25L246 24ZM188 24H189V23H188ZM212 24H216V25H217V24H218V19H217V22L215 21V23H212ZM219 24H218V25H219ZM221 24H222L223 27H221ZM195 25L197 26L196 23H195ZM198 25H199V24H198ZM210 25H211V24H210ZM216 25H213L212 27H215ZM218 25H217V26H218ZM224 25H225V26H224ZM241 25H242V26H241ZM149 26H150V25L148 24V27H149ZM188 26L191 27L190 25H188ZM188 26H187V29H188ZM232 26H230V27H232ZM201 27H202V26H200V27L197 26V27H195V29H197V28L199 29V28H200L199 31L201 30V33H202V31H205L206 29H205V28H202V29H201ZM210 27H211V26H210ZM230 27H229V28H230ZM244 27H245V28H244ZM247 27H248V30H249V31H255V30H256L255 32H252V33L255 34V35H254L255 37H254L253 35H251V33L247 30ZM249 27H250L252 30L249 29ZM254 27H255V28H254ZM243 28H244V29H243ZM253 28H254V29H253ZM256 28H257L258 30H257ZM260 28H261V29H260ZM191 29H194L193 26H192V28H190V30H191ZM214 29H216V28H214ZM262 29H263V30H262ZM152 30H153V29H152ZM211 30H213V29L211 28ZM242 30H243V31L245 30V31H244V34H243V31H242ZM246 30H247V32H246ZM259 30H260V32H261V30L263 31V32H261V33L263 34V37H262V34H261V33L259 34ZM193 31H194V30H193ZM193 31H192V32H193ZM214 31H215V30H214ZM216 31H215V32H216ZM257 31H258V32H257ZM183 32H187V31L185 30V31H183ZM188 32H189V31H188ZM195 32H196V31H195ZM195 32H194V33H195ZM205 32H206V31H205ZM205 32H204V33H205ZM228 32H229V33H228ZM245 32H246V34H248V32H249L250 35L248 34V36L251 37V38H250V41H251V40L253 41V39H255V41H256L257 39H258V40L260 39L261 41H258V40H257V43H256V44H255V42L253 41L252 43H254V44L252 45V43H249V40H248V41L246 40V39H249V37L245 35ZM204 33H203V34H204ZM206 33H208V30H207ZM206 33H205V34H206ZM256 33H258L259 35L256 34ZM136 34H137V33H136ZM151 34H153V33H151ZM190 34H191V32H190ZM192 34H193V33H192ZM192 34H191V35H192ZM205 34H204V35H205ZM211 34H212V33H211ZM211 34H210V36H212ZM228 34H229V35H228ZM242 34H243V36L245 35L246 39L243 38ZM137 35H138V34H137ZM178 35H182V33H180V34H178ZM188 35H189V33H188ZM188 35H187V37H186V34H184V37H181L180 39H184L185 37H186V38H188V37L190 38L191 35H190V36H188ZM194 35H195V34H194ZM194 35H193V36H194ZM206 35H207V34H206ZM206 35H205V36H206ZM218 35H219V34H218ZM223 35H224V36H223ZM256 35L259 36V37H257ZM208 36H209V34H208ZM235 36H238V37H241V36H242V40H243V41L241 40V38H239L238 40H241V41H242L241 43H243V42L246 40L247 42H246L245 44L247 45L248 49H247V47H246L245 49L241 48V47H243V45L240 44V41H239V43H237V41H236L235 43H233V42L238 38V37H237V38L235 39ZM145 37H146V36H145ZM177 37H178V36H177ZM177 37H176V38H177ZM191 37H192V36H191ZM206 37H207V36H206ZM247 37H248V38H247ZM261 37H262V38H261ZM134 38H135V37H132V39H134ZM138 38H139V37H138ZM138 38H137V39H138ZM178 38H179V37H178ZM178 38H177V39H178ZM132 39H131V40H132ZM144 39H145V38H143V40H140V42H141V41H144ZM148 39H149V38H148ZM206 39H207V38H206ZM209 39H210V38H209ZM234 39H235V40H234ZM135 40H136V39H135ZM178 40H179V39H178ZM184 40H185V39H184ZM184 40H180V42H183L182 44H184ZM187 40H188V39H187ZM189 40H191V38H190ZM201 40H202V39H201ZM215 40H216V39H214V41H215ZM233 40H234V41H233ZM152 41H154V39H153ZM152 41H151V42H152ZM185 41H186V40H185ZM191 41H192V40H191ZM191 41H190V42H191ZM194 41H196V40H194ZM199 41H200V40H199ZM216 41H217V40H216ZM220 41H221V38H220ZM145 42H147V41L145 40ZM145 42H144V43L141 42L140 44H143V45H144ZM151 42H150V43H151ZM176 42H177V45L180 44V42L178 43L177 40H176ZM258 42H259V43H258ZM154 43H155V42H154ZM196 43L198 44L197 46H199L200 43H198V40L196 41ZM248 43H249L250 45H249ZM134 44H135V43H134ZM134 44H133V45H134ZM136 44H138L137 41H136ZM155 44L158 45V43H155ZM155 44L152 43V45H155ZM182 44H181V45H182ZM187 44H188V43H187ZM187 44H186V42H185V45H187ZM189 44L191 45V43H189ZM233 44H235V45H233ZM236 44H237V45L240 44L241 46L239 45L240 47H237ZM245 44H244V45H245ZM145 45H146V44H145ZM147 45H151V44H149V42H148ZM147 45H146V46H147ZM255 45H258L259 47L257 48V46L255 47ZM263 45H264V44H263ZM146 46H145V47H146ZM188 46H189V45H188ZM195 46H196V45H195ZM235 46H236L237 48H236ZM249 46H250V50H249ZM134 47H135V46H134ZM155 47H156V46H155ZM159 47H160V46H159ZM159 47H158V49H159ZM173 47H175L174 43H173ZM173 47H172V48H173ZM180 47H181V46H180ZM180 47H177V48H180ZM183 47H184V46H182V48H183ZM190 47H191V46H190ZM190 47H185V48H186V50H190V49H187V48H190ZM199 47H200V46H199ZM234 47H235L237 50L241 48L242 51L247 49V50H246L247 53H246V51H243V52H242L241 50H238V51H237ZM244 47H245V46H244ZM253 47H254L255 50L253 49ZM263 47H264V46H263ZM141 48H142V47H141ZM143 48H144V46H143ZM147 48H148V47H147ZM147 48H146V49H147ZM156 48H157V47H156ZM191 48H193V46H192ZM154 49H155V48H154ZM196 49H197V48H196ZM223 49H224V50H223ZM225 49H226V50H225ZM230 49L233 50V51L235 50L233 53H232V51H231V53L233 54L232 56H229V55H231L230 52L228 53V51H230ZM251 49H252V50H251ZM258 49H259V50H258ZM139 50H140V49H139ZM147 50H148V49H147ZM173 50H175V49L173 48ZM177 50H179V49H177ZM183 50H184V48H183ZM183 50H182V51H183ZM186 50L184 51L183 54H186V53H187ZM256 50H257V51H256ZM133 51H134V50H133ZM148 51H150V50H148ZM156 51H157V50H156ZM160 51H161V50H160ZM190 51H193V50H190ZM197 51H198V49H197ZM197 51L195 52V50H194L196 56H197ZM211 51H213V50H210V53H212L210 56L212 57V56H214V55H213V52H211ZM215 51H214V52H215ZM219 51H220V52H219ZM223 51H224L225 53H224ZM236 51H237V52H240V51H241L243 54L241 55V54H240L241 52H240V53H237ZM254 51H255V52H254ZM139 52H140V51H139ZM226 52H227V53H226ZM251 52H252V55H253L254 53L259 54V55H258L259 58L262 56V57L260 58V60H261V59H262V60H261V62H260L259 64H258V62H257V61H259V60H255V59H257V57H258L257 54H256V55L254 54V56L249 55L250 58L247 56L248 53L250 54ZM253 52H254V53H253ZM141 53H142V52H141ZM206 53H209V51H207ZM210 53H209V54H210ZM218 53H216V54H217L216 56H217V58L219 59V57H218ZM245 53H246V56H244ZM145 54H146V53H145ZM198 54H199L198 56L200 57V51L198 52ZM223 54H221L222 57H223ZM228 54H229V55H228ZM237 54H238V55H237ZM133 55H134V54H133ZM137 55H139V54H137ZM140 55L142 56V54H140ZM143 55H144V54H143ZM203 55H204V54H203ZM240 55H241L242 57H241ZM155 56H156V55H155ZM185 56H188V55H185ZM189 56H191V55H189ZM201 56H202V55H201ZM210 56H209L208 58H210ZM216 56H215V57H216ZM238 56H240L241 58H238ZM251 56H252V57H251ZM255 56H256V57H255ZM117 57H118V56H117ZM119 57H120V56H119ZM135 57H136V55L134 56V58H133V57H132V58L135 59V62H136V59H137V58H135ZM145 57H146V56H145ZM191 57H192V56H191ZM193 57H194V56H193ZM199 57H198V60H199ZM245 57H246V58H245ZM247 57H248V60H247ZM138 58H139V57H138ZM140 58H141V57H140ZM140 58H139V61H140V64H141V61L143 60V58H142V60H140ZM194 58H195V57H194ZM217 58L214 59V60L216 61L215 63L218 62V65H219V62H220V61H217ZM223 58H225V57H223ZM229 58H228V59H229ZM259 58H258V59H259ZM111 59H112V57H111ZM145 59H146V58H145ZM187 59H189V61H190V59H192V58L187 57ZM196 59H197V57H196ZM202 59H204V57H203ZM205 59H207V58L205 57ZM220 59H222V58H220ZM228 59H227V62H228ZM232 59L234 60V57H233ZM239 59H241V60H239ZM115 60H116V59H115ZM115 60L113 59L112 62H115ZM129 60H131V58H130ZM129 60H128V61H129ZM192 60H193V59H192ZM208 60H209V59H208ZM223 60H225V59H223ZM230 60H231V59H229L228 64L226 63L227 65H229L230 62H231V63L233 62V61H230ZM237 60H239V62H238ZM245 60H246V61H245ZM131 61H132V60H131ZM131 61H129L130 64H132ZM133 61H134V60H133ZM146 61H147V60H146ZM146 61H143V62H146ZM183 61H184V60H183ZM193 61H196V60H193ZM209 61H210V63L215 64V63L213 62V60H209ZM209 61H208V63H209ZM211 61H212V62H211ZM225 61H226V60H225ZM225 61H224V62H225ZM262 61H263V62H262ZM148 62H149V61H148ZM205 62H207V61L205 60ZM205 62H204V63H205ZM255 62H257V63H255ZM137 63H138V60H137ZM187 63H188V61H187ZM190 63H191V62H190ZM208 63H207V64H208ZM220 63H221V62H220ZM222 63H223V62H222ZM254 63H255V64H254ZM134 64H136V63H133V65H134ZM140 64H139V66H140ZM142 64H144V63H142ZM147 64H148V63H147ZM147 64H145V65L147 66ZM224 64H225V63H224ZM261 64H262V65H261ZM133 65H132V68H135V65H134V66H133ZM227 65H225V66L227 67ZM239 65H240V64H239ZM241 65H242V70L240 69L241 66H240V68H239V67H238V68L240 69V71H244V70H246V73H245V74H247V72H248V71H247L248 68H246V66H244L243 64H241ZM255 65H257V66L259 65V66H258L259 68L256 69L257 66H255ZM136 66H137V65H136ZM142 66H144V65H142ZM142 66H141V67H142ZM211 66H212V64H211ZM215 66H216V67H214V68L217 69V68H218V67H217V64H215ZM230 66L232 67V64H230ZM243 66H244L246 69L243 70ZM253 66H254V67H253ZM141 67H140V70L143 69V71H144V68L142 67V69H141ZM231 67H228V68H231ZM136 68H138V67H136ZM136 68H135V69H136ZM145 68H147V67H145ZM194 68H195V66H194ZM196 68H198V67H196ZM238 68H236L237 71H238ZM261 68H262V69H261L259 72H256L255 74L259 73V75H262V74H260V72H262V70H263V72H264V67H261ZM130 69H131V68H130ZM148 69H149V68H148ZM148 69H147V72L149 71V73H150L149 75H153V73H151V72H152L154 69L151 70V71L148 70ZM150 69H151V68H150ZM138 70H139V68H138ZM213 70H214V69H213ZM219 70H220V69H219ZM222 70H223V69H222ZM143 71H142V72H143ZM155 71H156V69H155ZM199 71L201 72L202 69L199 70V68H198V72H199ZM215 71H216V70H215ZM220 71H221V70H220ZM226 71H227V70H226ZM226 71H225V72H226ZM240 71H239V72H240ZM252 71H253V70H252ZM129 72H130V71H129ZM133 72H135V71H133ZM142 72H141V73L138 72V73H139L140 75H142V76H145L146 70H145V73H144V72L142 73ZM200 72H199V73H200ZM209 72H212V71H209ZM216 72L218 73V71H216ZM249 72H250V71H249ZM249 72H248V73H249ZM254 72H253V73H254ZM195 73H196V72H195ZM201 73H202V72H201ZM243 73H244V72H243ZM243 73H242V74H243ZM250 73H251V75L253 74L252 72H250ZM143 74H144V75H143ZM154 74L156 75V74H158V73H154ZM197 74H198V73H197ZM197 74H195V75H197ZM202 74L204 75V71H203ZM210 74H211V73H210ZM212 74H215V73L212 72ZM219 74H220V73H219ZM237 74H238V76L236 75V76H234V78L238 80V78H239L241 75L239 76V73H238V72H237ZM245 74H243V75H245ZM263 74H264V73H263ZM126 75H128V74H126ZM146 75H147V73H146ZM149 75H147V76H149ZM199 75H200V74H199ZM206 75H209V74L207 73ZM217 75H218V74H217ZM217 75H216V76H217ZM223 75H225V74H223ZM248 75H249V74H247L246 76L249 77ZM186 76H187V75H186ZM186 76H183V77L185 78ZM191 76H193V75L191 74ZM201 76H202V75H200V77H201ZM213 76H214V75H213ZM220 76H221V74H220ZM246 76H244L243 78H245ZM254 76H255V75H253V77H254ZM153 77H154V75H153ZM157 77H158V75H157ZM183 77H182V80H183V81H184L185 79H188V81L185 80V82H187V83L189 82V80H190V78H191L190 76H188L189 78L187 77V78H185V79H184ZM221 77H223V76H221ZM221 77H220V78H221ZM241 77H242V76H241ZM261 77H263V76H261ZM151 78H152V76H151ZM159 78H160V77H159ZM192 78H193V77H192ZM192 78H191V81H192ZM194 78H196V77H194ZM194 78H193V81L196 82V80H194ZM197 78H198V77H197ZM197 78H196V79H197ZM215 78H216V77H215ZM215 78H214V81H217L218 78H216L217 80H215ZM220 78H219V79H220ZM224 78H226V75H225ZM224 78H222V79H224ZM227 78H228V77H227ZM243 78H240L239 82H237V81H235V80L233 79L234 81L232 80V82H233V83H235V82H236V83H241V82L243 81L242 83H243L244 85H247V84H245V83L248 82V81H247L248 78L245 79L246 81H245V80H242ZM251 78H252V76H251ZM255 78H257V81H258V79H259L260 77H258V74H257ZM144 79H146V78L144 77ZM144 79H143V80H144ZM152 79H153V78H152ZM155 79H157V78H155ZM204 79H206V78H205V77H203V79L200 78V80H203V82H205V85H206V84H207V83H206L207 81L204 80ZM207 79H208V78H207ZM252 79L254 80V78H252ZM262 79H264V78H261V81H263ZM147 80H148V79H147ZM157 80H158V79H157ZM161 80H163V79L160 78V81H161ZM208 80H209V79H208ZM248 80H250V79H248ZM253 80H250L251 83H249V85H247V87L245 86L246 89H244L245 87H244V88L242 87V86H244V85L241 86V87L244 89V91H246V92L249 91L250 99H249V95H245V94L243 93V95H245L246 98H247V96H248V98L246 99L247 101L241 99L242 96L240 97V95H242V94L236 96V97H237V100H238V101H237L236 98H235V96H234V93L236 92L237 94H239V92H237V91L235 90V88H234L235 92H234V90H233V92H229V93L227 92L228 94L231 93V98L233 99V101H232V99L230 98L229 95H228V98H226V99H228L227 101H229V100L231 99V100H230L231 103H234V102H235V103L233 104V105L235 106V108H236L237 106H238V108H239V106H240V108L242 109V106H243V107H244L243 109L246 110V111H249L250 108L248 109L247 107H251V105H250V106H244V105H246L245 103L248 102V103L251 104L252 101H253L252 103H254L255 101L258 100V101L255 103L256 106H255V105H252L253 107L255 106L254 108L252 107L253 110H250V111H252V112H251V113L249 112V115L251 114L252 116H253V112L256 111L255 108L260 109V105L262 106V104H263V100H264V88H263L264 85H262V83H263L264 81H263V82H260V80L258 81V82H260V83L258 84V86L260 87V86L262 85V86H261L262 88H259V87L256 86L257 88H259V89H257V90H258V91H257V90H256V87L254 88V86H253L254 84L257 85V83H255V80H256V79H255L254 81H253ZM145 81H146V80H145ZM148 81H149V80H148ZM152 81H153V80H152ZM165 81H166V80H165ZM165 81H164V82H165ZM193 81H192V82H193ZM211 81H213V80H211ZM211 81H210V82H211ZM214 81H213V84H214ZM240 81H241V82H240ZM143 82H144V81H142V83H143ZM162 82H163V81H162ZM194 82H193V83H194ZM201 82H202V81H201ZM203 82L201 83L202 85H204ZM225 82H226V81H225ZM228 82H229V79H228ZM244 82H245V83H244ZM144 83H145V82H144ZM152 83H153V82H152ZM152 83H151V84H152ZM187 83H186V84L184 83V85H186V86L189 85V84L191 85V83H188V84H187ZM197 83H199V82L197 81ZM197 83H196V84H197ZM236 83H235V84H236ZM252 83H253V85H252V86H253V91H252V89H251V91H252V92H251L249 88L252 87V86L250 85V84H252ZM146 84H148V83H146ZM149 84H150V83H149ZM158 84L160 85L159 82H158ZM163 84H164V83H163ZM163 84H162V86H163ZM165 84H166V83H165ZM165 84H164V85H165ZM167 84H168V82H167ZM196 84H192V85H191V88L193 87V85H196ZM211 84H212V82L209 83V81H208V86H207V85L205 86V87H207V88H205L204 86H203V87L201 86L202 89L205 88V91H206L205 94H207V98H206V96L204 95V92L202 91V89H200V88H199V92L196 93V92L198 91V90H197V89H198V88H197V85H198V84H197L196 86L193 87L194 89H193V93H192V94H194V92H195V90H196V92H195L196 94H195V95H196V97H197V94H199L200 91H201V92L203 93V94H200V95H202L201 97H202L203 99L206 98V99L208 100V98H209V96H210V95H209L210 92L207 93V89H209V90H210L211 88L213 89L214 86H215V84H214V85H211ZM227 84H230V83H227ZM227 84H225V85L227 86ZM235 84H234V85H235ZM263 84H264V83H263ZM222 85H223V84H221V86L218 85V86H215V87H218V90L220 89V91H222V90L224 89V87H225V86H222ZM231 85H233V84H231ZM234 85H233V87H235ZM240 85H241V84H240ZM157 86H158V85H157ZM157 86H156V87H157ZM166 86H167V85H165V87H166ZM199 86H200V85H199ZM199 86H198V87H199ZM228 86H229V85H228ZM132 87H133V86H132ZM188 87H190V86H188ZM219 87H223V89H222V88H219ZM154 88H155V87H154ZM157 88H158V89H155V91L158 90V92H160L161 90H159V87H157ZM160 88H163L162 90L165 91L164 86H163V87H160ZM168 88H170V87H168ZM168 88H166V89H168ZM195 88H196V89H195ZM228 88L230 89L229 91H232L231 89H233L232 87L230 88V86H229ZM247 88H248V91H247ZM143 89H144V88H143ZM171 89H172V88H171ZM260 89H261V90H260ZM262 89H263V90H262ZM133 90H134V89H133ZM169 90H170V89H169ZM191 90H192V89H191ZM213 90L218 91L217 88H215V89H213ZM226 90H228L227 87H225V90H223V91L226 92ZM255 90H256V92H254ZM148 91H149V90H148ZM148 91L146 90L145 93H147ZM155 91H154V92H155ZM188 91H189V89H188ZM210 91H211V90H210ZM220 91H218V92H220ZM241 91H242V90H241ZM241 91H240V93H242ZM261 91H262L263 95L261 94ZM133 92H134V91H133ZM139 92H140V91H139ZM158 92L156 91V93H152V92L150 91V94L147 93L148 95H150V96H149V97H150V100H151V102H154V104H157L158 101H157V103H155V102H156V101H155V98H154V99H153V98L151 99V94H152V95H156ZM161 92H162V91H161ZM191 92H192V91H191ZM213 92H214V91H212V93H213ZM250 92H251V93H250ZM253 92L256 93L257 95H255ZM259 92H260V95H259ZM216 93H217V92H216ZM216 93H214L213 96L219 94V93H217V94H216ZM232 93H233V95H232ZM236 93H235V95H236ZM147 94H145V95H146V99H147ZM158 94H160V93H158ZM158 94H157V95H158ZM161 94H163V93H161ZM220 94H221V93H220ZM220 94H219V95H220ZM247 94H248V93H247ZM253 94H254V95H253ZM203 95H204L205 97H203ZM208 95H209V96H208ZM219 95H218V96H219ZM222 95H223V92H222V94H221L220 96L222 97ZM225 95H227V94L225 93ZM225 95H224L223 98H225ZM258 95H259L260 97L257 98ZM140 96H141V95L139 94L138 97H140ZM142 96H144V95H142ZM218 96H217V98H215L216 96H215L214 98H215L216 100H218V101H219V99H220V101H221V100H222L221 97H219V99H218ZM233 96H234V98H233ZM251 96H255V97H252V98H254V100H252ZM132 97H133V96H132ZM134 97H135V96H134ZM138 97H137V98H138ZM144 97H145V96H144ZM198 97H199V96H198ZM198 97H197V99H199ZM135 98H136V97H135ZM140 98H141V97H140ZM238 98H240V99H238ZM243 98L245 99L244 96H243ZM260 98H263L261 104H260V102H259V101H261V100H259ZM158 99H159V98H158ZM211 99H213V98L210 97L209 100L212 101ZM234 99H235V101H234ZM248 99H249V100H248ZM255 99H256V100H255ZM133 100H134V99H133ZM139 100H140V99H139ZM141 100H142V99H141ZM141 100H140V101H141ZM147 100H148V101H146V103H147V102L150 103L149 99H147ZM152 100H154V101H152ZM156 100H157V98H156ZM200 100H202V99H200ZM204 100H205V99H204ZM239 100L242 101L243 103L240 102ZM251 100H252V101H251ZM143 101H145V100H143ZM143 101H142V102H143ZM202 101H203V100H202ZM202 101H200V102L202 103ZM210 101H209V105L213 106L215 103H217V105L219 106L218 103H219L220 101H219V102H214V104H213V103H210ZM214 101H215V100H214ZM227 101H226V100H225V101L222 100V101L220 102L221 106H222V104H223L222 102H224V105H225V106H226V105L229 106V104L232 106V104H231L230 102L227 103ZM244 101H245V102H244ZM136 102H137V101H136ZM142 102H141V103H142ZM196 102H198L199 105H204V106L206 105V108L204 109V110L207 109L206 111L213 109V108L210 109V106H209V105L207 104V102H205V101H204V102H205L206 104H204V103L201 104V103H199V101H196ZM212 102H213V101H212ZM225 102H226V104H225ZM238 102L240 103V105H237ZM258 102H259V105H258ZM132 103H133V102H132ZM144 103H145V102H143L142 105H143ZM146 103H145V104H146ZM241 103H242L243 105H242ZM129 104H130V103H129ZM134 104H135V103H134ZM138 104H140V103H137V105H138ZM152 104H153V103H152ZM152 104H151V105H152ZM195 104H196L197 106H199L197 103H195ZM195 104H194V105H195ZM212 104H213V105H212ZM137 105H136V106H137ZM146 105H147V104H146ZM146 105H145V106H146ZM215 105H216V104H215ZM217 105H216V107L218 108ZM224 105H223V106H224ZM241 105H242V106H241ZM247 105H248V104H247ZM257 105H258L259 107H258ZM138 106H139V105H138ZM140 106H141V105H140ZM140 106H139V107H140ZM147 106H148V105H147ZM154 106H156V105H154ZM157 106H158V105H157ZM157 106H156V107H157ZM197 106H196V108L199 109V107H197ZM207 106L209 107V109H208ZM221 106H219L220 109H217L218 111H219V110L222 111L223 106H222V107H221ZM130 107H132V106H130ZM130 107H129V109H131ZM133 107H135V106H133ZM148 107H150V106H148ZM148 107H147V108H148ZM160 107H163V106H160ZM229 107H230V106H229ZM262 107H263V106H262ZM141 108H142V107H141ZM147 108H146V109H147ZM163 108H164V107H163ZM163 108H161V109H163ZM196 108H195V109H196ZM200 108H201V107H200ZM203 108H204V107H203ZM221 108H222V109H221ZM232 108H233V106H232ZM235 108H234V110H235ZM246 108H247V109H246ZM133 109H135V108H133ZM136 109H137V108H136ZM143 109H145V108H144V105H143ZM148 109H149V108H148ZM153 109H154V108H153ZM153 109H151V110H153ZM155 109H156V108H155ZM165 109H166V108H164L162 111H166ZM201 109H202V108H201ZM201 109H200L199 112H201V111L203 110V109H202V110H201ZM241 109H240V110L238 109V112H239V111L241 112ZM243 109H242V111H243ZM138 110H139V109H138ZM140 110H142V109H140ZM176 110H177V109H176ZM188 110H189V109H188ZM188 110H187L186 113H189ZM190 110H191V109H190ZM229 110H230V109H229ZM229 110L226 109L227 112H228ZM231 110L233 111V109H231ZM236 110H237V109H236ZM263 110H264V107H263ZM142 111H143V110H142ZM147 111H148V110H146V112H147ZM157 111H158V109L155 110L156 114H157ZM192 111H193V113L197 112V110L194 112V109H193ZM212 111H216V110H212ZM246 111H244V113L241 112L242 114H241L240 112H239L240 114L237 113L239 116H241V117H239V119H238V115H234V114H235V111L232 112V114L234 113L233 116H235V117L237 116V117H236V120H238V124L234 121V125H232V126H233V127L235 126V127L238 128L239 125H242V127L240 126L241 129L238 128V131L235 130L236 132H234V133H238V132H240V131L242 130V128H244L243 132L241 131V132L243 133V138H242V136H239V134H240V135L242 134L241 132H240L239 134H234V133H233L234 136L237 135V136H235L236 138H234L233 136H230L231 134L229 135V133H228V136H229V140H230V141L232 140L233 142H234V141L237 142V141H240L239 139H241V138H242V140H243L242 142H241V141L238 142V146L240 145V148H239V147L236 148V145H237V144H234V145H233V147H235L236 150L238 149L239 152L237 153V151H236L235 149L232 148V150H234V152H231L230 155L233 156L234 154H232V153H235V152L237 153V155H236L235 157L232 158L233 160L231 159L232 161L228 160V159H230L231 156H230V155H229V156L227 155V154L230 152V149H231V148L227 149L228 146L225 147V141L222 139V138L225 137V136H223V137L221 138V136L224 134V132H225V135H226V130H227V129L229 130V127L227 128V127H226L227 125H225V124H224V125H225V127H226L227 129H226L224 132H222V131L225 129L224 126H223L224 128H223L222 131H221V129H220V128H222V127H220V126L223 125L222 123H221V125H220V123L217 124L218 127H220V128H217V125H216L215 129H217V130H213L214 127L209 128V129H208L209 132H210L211 130H212L211 132L214 131V133H212V135H211V132L208 133V132H207L208 130L205 132V130L203 129L204 131H203V130H202V131L204 132L203 134L205 135L204 140H203V137H201V136H204V135H201V134H200L201 136H199L198 139H201V140H200L201 142L205 141V142H203L204 145H203V143L196 141V140H198V139L196 138V137H198V136H196L195 134H193V136H194V135L196 136V137H195L196 140H193L194 137L190 136V135H192V133H190V132H194V129H195L194 127H192V126H193V125H192V122L195 121V119H194L193 121L191 120L192 122L190 121V119H189V121L186 120V119L188 118V114L186 115V113H184V114L187 116V118H186V119L183 118V120H185L186 122H185V121H183V122L185 123V125L187 124V125H186V126H187V129L189 128L190 130L188 129V130H189V131H188L185 127H184V129H186V130H183V128L181 127L182 129H178V131L180 132V131L182 130L181 132L185 131L186 133H187V131H188L189 134L187 133V135H186V133H185V136H183V135H184V132H183L181 135H182L184 138H185L186 136L188 137L189 144H188L187 137H186V140L184 141L183 139H181L182 136H180V135H179L180 137H179V136H176V135L178 134V132H176L177 129H176V130L174 129V126H175L174 123H175V121L177 120L176 118H178V117L175 118V117L173 116V118H175V120H174V123H172V122H171V123H172L174 126L170 127V128H171L170 130H173L172 132H173L174 134L176 133V135H174L172 132L170 133V131H169V133H170V138H171V135H172V137L174 136V137H173L174 139L171 140V141H174V140L178 137L179 139H181L182 141L185 142V143H184V142L180 141L181 144H179V145H181L182 149H183V146L186 145V142H187V144L189 145V147L186 145L188 148H190V146L193 147V148L195 147V150H194V151H197V152H196V153H197V154H196V157L198 156V153H199V155H200L201 153H203V152H201V153L198 152L199 148H196V147H198V146H197V145H198L197 142H198L199 144H202V145H203V146L200 145L202 148H203V147H204V148H208V147L205 146V144H206V141L210 138L209 136H211L212 139H213V140L215 139L216 141H218V139H219V141H218L217 143H216V141H215L216 144H215V143H214V144H215V145H218L217 147L219 148V151H220V153H218V154H220L221 157L226 153L225 150H229V152L227 151V153L225 154V155H226L225 157L228 158V159L225 158L226 161L228 160V161H227L228 164L225 162V160H222L223 162H221V161H220V162L223 163V164H227V165H224V166H228V167L231 166V168H232L231 170H232V171L229 170V169H228V171H227V169L224 168L226 171H223V170L221 169V170L224 172L223 175H221V176H217V178L219 177L218 180L220 179V177H221V179H222V180H220L221 183H220V185H219V189H221V191H222L224 188H228V191L230 192V194H231V196H232V198H230L231 200L229 199V197L227 198V199H228L227 201H229V200L232 201V202L229 201V202H230V203H229V207H223L224 205H225V206H226V205L228 206V203L223 204V200H225L224 197L226 198L227 195L223 196V200H221V199H217V198L215 197V200H216V201L218 200V202L216 203L215 200H212V199L206 200V198L203 197V194H200L199 191L196 190V188H195L196 185H195L194 187H192V185H191V187H190L189 190L187 191V194L189 195V196H188V197H189V200L186 199V200L189 201V202L186 203V200H184L185 203H186V204H185V203L183 202L184 206H183L182 202L180 203V205H181V204H182V205L179 206V202H180L179 200H178V201H179L178 204H177V201H176V203H175V201L172 202V204L174 203V204H177V206H178V207H177V206L175 205V208H174V204H173V209H174V211H175V210L177 211V212L175 211V213H177V214L174 215V216L176 217V219H177V216L179 215V216H178V220H176L177 222L172 223V225H171L170 223H168L167 226H168L169 228L166 226L165 228H166L167 230L164 231L161 235H159L160 231H159V233H157V234H158L157 236H156V233H154L155 231H154V232L152 231V232H153V233H152L153 235H152L151 239H152L153 237H154V238H153L152 241H151L150 238L148 237V238H149L148 240H149L150 242H149V241H145V243L147 242V244H149V245H147V246H144V244L141 243L142 246H144L143 249H141V248H142L141 244H140L141 248H140V246H139V248H140V249H139V248L137 247V245H138L139 242H136V244H137L136 247H137V248H136L135 252L133 251V249H134L135 247H134V248L131 247V248H133V249L130 248V246H134L133 243H135V242H132V241H131V243H130L129 246L126 245V247H127V246L129 247V248H128V247L126 248V250H128V251H125V249L123 250V248H122V249H119V248L121 247L122 242H123V241L120 242L119 239H122V238H121V237L119 238V236H118L119 239H116V238H115L116 235H114V234H115L114 232H116V230H118V229L120 228V226H119V228H117V225L119 224V221H117V223L115 222L117 225L114 224V223L112 224V222H108V225H109V224L116 225V228H117V229H116L115 227H113V228H115L116 230L114 229L115 231L111 232L112 230H111V227H110V230H111V231H109V232H110L109 234L112 233V235H114V237H112V236H110V235H109V237H108V234H105L106 232L103 231V232H104V239L106 238L105 241H103L104 239L101 238V237H102L101 232H99V231L96 230L95 228H94V229H95L96 231H98V233L95 232V231H94V232L97 233V236H100V235H101V236H100V239H95V238H99V237H96L95 234L92 235V234H93V233H91L92 231L90 232L91 234L89 233V231H90V230H93V228H91V229H90V228H88V229L86 228V229L88 230V231H87V230L84 229L85 227H84V228L82 227L81 232L84 230V232H82V233H85V234H86L87 232L89 233V235H88V233H87V236H86V239H85V238H84V237H85V234H84V236H83L81 233H79V232H80V227L78 226V228H79V229H78L79 232H77V233L80 234L81 237H80V236L77 237L78 234H76V235H77V236H76V239H77V240H76L75 237L73 236V235H74V234H73L74 232H73V233H72L73 235L70 234L72 238L69 239V241H68V240H67V241H64V240L60 239V238H62V236L64 235V233H62L63 231H62L61 228L58 229L60 232L57 230V231L59 232V234H57V233H58L57 231H50L51 229L49 230V229H47V228H43L44 225H43V226L40 225L41 227H39V228H42V229L45 231V232H43V235H44L43 237L45 238V237L48 236L47 238H45L46 240H48V243L54 241L53 243H54V244H57V241H58V240H56V239L59 238V239L61 240V241L59 240V242H61V243L58 242L59 245H60V244L63 245V244H66L67 242H70V243H71V246H74V245H72V244H75V243H77V242L79 241V242H78L79 244H78V243L76 244V246H78V245H79V246H78V248H77V247H76V248L78 249V251L80 250L79 253L81 254V256H82V254H83V256L81 257L80 254L77 256V254H78L77 249H76V250H75V249H72L73 247H70V245H69L70 248H69L68 246L63 245L65 248L62 247V250L59 249V248H57L56 250H55L54 248H52L54 252H53V253H49V252H48L50 256L47 255V253H46V256H48V257H45L46 260L44 259V256H42L41 254H40V256H41V257H40V256H37V254H36L37 252H36V253L33 252L32 254L35 253L36 255H34V256L31 255V257H30V259H29V262H33V261L35 260L34 258L32 259V257H37L36 260H35V263H34V262L32 263V264H37V263H38V260H40V259L43 257V258L41 259V261H40L38 264H40V263L45 264L46 262H47L46 264H69V263H70V264H95V262H96V264H97V262H98V264H100L102 261H103L104 264H109V262H110L109 259H110L111 256H112L111 253H112V251L114 250L115 246L118 245V247H117L115 250L119 249L120 251L123 250V252L121 251L122 253L126 252V253L124 254V255H125L124 258L127 257L128 259H124V260L127 261V264H264V204H261V203H259L258 201H255V199L253 198L254 196L252 197V196L248 195V192H247V193L245 192V191H246V187H247V183H248V182H245V181H248V180H249V181H254V180L256 181L255 178H256L257 176H258V179H260L259 177L262 178V180H260L261 182L264 181V172H263V168H262V165H263V163H264V162H262V161L264 160V159L262 158V157H264V155H263L264 152L262 151V149H264V146H263V145H264V142H263V141H264V140H263L264 137L261 138V135H262L261 133H263V130H264V127H263V125H264V118H263L262 120H261V118L264 117V116H263V115H264V114H263L264 112H262V115H260V118H258V117H259L258 112H260V114H261L262 109H261V111H256V112H254L255 114H258V115H257V118H254V120L252 121V123H254V125L251 124V127H252V128H251V127L249 128V127H248V126H249L248 124H249V122H250L251 119H252V118L250 117L251 115L249 116V117H250L249 121L246 120V118L248 119V117H246V116L243 117V118L248 122V124L245 123V120H243V118H242V115H243V114L246 113L245 115H248V113H247ZM132 112H133V111H132ZM136 112L138 113V111H136ZM139 112H140V111H139ZM153 112H154V111H151V113H153ZM158 112H159V111H158ZM160 112H161V111H160ZM160 112L158 113L159 115H161ZM166 112H167V111H166ZM166 112H164V113L167 114ZM168 112H169V111H168ZM203 112H204V111H202V113H203ZM208 112H211V111H208ZM230 112H231V111H230ZM236 112H237V111H236ZM129 113H130V112H129ZM134 113H135V112H133V114H134ZM161 113H162V112H161ZM197 113H198V112H197ZM197 113H195L194 116H196ZM204 113H205V112H204ZM149 114H150V113H149ZM162 114H163V113H162ZM165 114H164V115H165ZM169 114H170V113H169ZM198 114H199V113H198ZM209 114H210V113H209ZM209 114H208V116H209ZM211 114H212V113H211ZM232 114H231V115H232ZM255 114H254V117H256ZM130 115H131V113H130ZM134 115H135V114H134ZM137 115H138V114H137ZM140 115H141V113H140ZM140 115H139V116H140ZM142 115H143V113H142ZM144 115H145V114H144ZM144 115H143V116H144ZM176 115H177V114H176ZM176 115H175V116H176ZM185 115H184V117H185ZM200 115H201V113H200ZM216 115H217V114H216ZM219 115H220V114H219ZM131 116H133V115H131ZM143 116H141V117H143ZM149 116L151 117V115H149ZM149 116H148V117L146 116V120H143V122L145 121V122L147 123V120L149 119ZM154 116H155V115H154ZM167 116H168V115H166V117H167ZM169 116H170V115H169ZM178 116H179V115H178ZM190 116H192V115L189 114V118H190ZM203 116H204V115H203ZM210 116H211V118H212L214 115L212 114V115H210ZM222 116H223V117H222ZM226 116H229V115H226ZM233 116H232V117H233ZM243 116H244V115H243ZM134 117H136V116H134ZM158 117H159V116H158ZM158 117H157V118H158ZM162 117H163V116H162ZM164 117H165V116H164ZM182 117H183V116H182ZM182 117H181V118H182ZM220 117H222V118H219V116H218L219 119H223V122H224L226 119H227V121H229V122L232 121L231 119H229V117L226 118L225 115H221ZM232 117H231V118H232ZM138 118H139V117H138ZM147 118H148V119H147ZM152 118H153V117H152ZM154 118H155V117H154ZM167 118H168V117H167ZM169 118H170V117H169ZM169 118H168V119H169ZM194 118H195V117H194ZM233 118H234V117H233ZM135 119H136V118H135ZM144 119H145V118H144ZM150 119H151V118H150ZM162 119H163V118H162ZM165 119H166V118H164L163 120H165ZM168 119H166V120H168ZM198 119H199V118H198ZM224 119H225V120H224ZM228 119H229V120H228ZM240 119H241V120H240ZM258 119L260 120L259 122H261V124L263 123V125H261V124H259V123H258L259 125L257 124V127H255V128L258 129V131H260V132L257 131V133H260V134H259V135H258V134L255 135L256 129H255V128L253 129V127H254V126L256 125V123L258 122V121H256V120H258ZM141 120H142V119H141ZM153 120H154V119H153ZM153 120H152V121L149 120L148 124H149L150 122L153 123ZM155 120H156V119H155ZM166 120H165V121H166ZM169 120H170V119H169ZM171 120H173V119H171ZM200 120H201V119H200ZM200 120H199V122L196 121L195 124H196V123L200 124ZM230 120H231V121H230ZM139 121H140V120H138V122H139ZM187 121H188L189 124L187 123ZM241 121H244V122H241ZM255 121H256V122H255ZM262 121H263V122H262ZM178 122H179V121H178ZM180 122H181V121H180ZM180 122H179V124L176 123V125H180ZM183 122H182V123H183ZM206 122H208L209 125H208L207 123H206V124L208 125V127H210V123H212V122H211V121H210V123H209V121H206ZM225 122H226V121H225ZM239 122H241V123H239ZM152 123H151V124H152ZM158 123L160 124V122H158ZM158 123H157V124H158ZM165 123H167V126H169L168 123H170V121L165 122ZM171 123H170V125H172ZM202 123H203V121L201 120L200 127L203 126V125L206 126V125H205V122L203 123V125H202ZM216 123H217V122H216ZM216 123H215V124H216ZM155 124H156V122H155ZM155 124L153 123V126H152V125H151V126H152V127H155V129H156V127L159 128V124H158V126H155ZM157 124H156V125H157ZM161 124H162V120H161ZM163 124H164V122H163ZM198 124H196V125H198ZM213 124H214V123H213ZM213 124H212V125H213ZM231 124H232V122H231ZM235 124H236V125H235ZM243 124H244V125H245V124L247 125V130H248V128H249V130H250L249 132H251V133H249V134H254L255 137H256V136H260V138H261L260 141H261V140H262V141L260 142V141L258 140V143H257V144H254L255 141L257 142V140H255L256 138H255V137H254L255 139L253 138L254 135H248V131H245V130H246V127L243 126ZM3 125H4V124H3ZM140 125H141V124H140ZM140 125H139V126H140ZM149 125H150V124H149ZM164 125L166 126V124H164ZM185 125L183 124L182 126H185ZM190 125H191V127H190ZM212 125H211V126H212ZM219 125H220V126H219ZM1 126H2V125L0 124V127H1ZM4 126H5V125H4ZM180 126H181V125H180ZM213 126H215V125H213ZM258 126H261V127H258ZM145 127H146V125H145ZM161 127H162V128H161ZM161 127H160L159 129H157V130H159V133H157L158 136L162 135V134H160V131H161V129L164 130V128H165V127H163V125H162ZM200 127H199V125H198V129L196 128L195 130H198V131H199V130L201 129ZM2 128H4V129L7 130V127H2ZM2 128H0V129H2ZM139 128H140V127H139ZM143 128H144V127H143ZM147 128H148V127H147ZM168 128H169V127H168ZM172 128H173V129H172ZM178 128H180V127H178ZM192 128H194V129H192ZM202 128H205V129H206V127H202ZM259 128H261V130H259ZM149 129L152 130V128H149ZM155 129H154V130H155ZM165 129H166V128H165ZM219 129H220V130H219ZM235 129H236V128H235ZM262 129H263V130H262ZM141 130H142V129H141ZM143 130H144V132H146L145 130H148V129H145V128H144ZM143 130H142V131H143ZM166 130H167V129H166ZM166 130H165V131H166ZM168 130H169V129H168ZM191 130H193V131H191ZM218 130H219V132H221V133H219V135L222 134V135H220V137H219V135H218ZM228 130H227V131H228ZM252 130H253V131H252ZM0 131H3V130H0ZM113 131H114V130H113ZM148 131H149V130H148ZM155 131H156V130H155ZM174 131H175V132H174ZM202 131H199V133H201ZM152 132H153V131H151V133H152ZM156 132H158V131H156ZM215 132H217V134H216ZM244 132H247V133H244ZM252 132H253V133H252ZM1 133H2V132H0V135H1ZM154 133H155V132H154ZM154 133H153V134H154ZM162 133H164V131H162ZM166 133L169 134L168 131H167ZM194 133H196V132H194ZM153 134H152V135H153ZM159 134H160V135H159ZM208 134H209V135H208ZM215 134H216L217 136H216ZM246 134L248 135V137H247ZM188 135H189V136H188ZM3 136H4V135L2 134V136L0 137V140H1L2 142L4 141V142L6 143L7 141H6V139H5V136H4V140H2V139H3ZM158 136H157V137H158ZM167 136H168V135H167ZM238 136H239V137H238ZM245 136H246V138H245ZM250 136H251V138H253V139H251V140L248 139ZM263 136H264V134H263ZM163 137H164V138H163ZM163 137H160V138H162V142H161V144H164L165 141L170 140L169 137H168V139L166 140L167 137H166L165 135H164ZM215 137H216V138H215ZM230 137H231V138H234V139H230ZM190 138H191L192 143H193V141H196V142L192 144L191 141H190ZM163 139H165V141H164ZM205 139H206V140H205ZM212 139H211V140L209 139V140L212 142ZM221 139L224 141V144H223V142L221 143V145H222L223 148L221 147L220 144H218V143L221 142ZM244 139H246V140L248 139V141H249L250 143L247 141V143H245V145H243L244 142L246 141V140L244 141ZM258 139H259V138H258ZM157 140H159V137H158ZM202 140H203V141H202ZM252 140H253V141H252ZM254 140H255V141H254ZM160 141H161V139H160ZM175 141H176V144L180 143L177 139H176ZM177 141H178V142H177ZM211 142H210V143H211ZM251 142H253V145H254L255 147L252 145ZM256 142H255V143H256ZM259 142H260V143L263 142V143H262L263 145L260 144ZM182 143H184V144H182ZM190 143H191V144H190ZM208 143H209V141H207V146H208ZM239 143H240V144H239ZM242 143H243V144H242ZM248 143H249L250 145H247ZM3 144H4V143H3ZM3 144H2V145H3ZM8 144H9L8 147L10 148V145H12V143H11V144L8 143ZM151 144H152V143H147L146 146H147V147H148L149 145L151 146V149H152V150L150 149V146L148 147V150L153 152V153L151 154V155H152V158H151V159H152V162H154L155 157H153V156H154L155 145H154V143H153V145H151ZM195 144H196V145H195ZM211 144H212V145H211V148H213L215 145L213 146V142H212ZM241 144H242V147H244V148L246 147V151H247V152H246L245 150H243L244 148H241ZM258 144L260 145V147H259ZM0 145H1V142H0ZM2 145H1V146H2ZM106 145H107V144H105L104 147H107ZM193 145H194V146H193ZM246 145L248 146V148H247ZM256 145H258V149H257V146H256ZM1 146H0V147H1ZM4 146L6 147V144H4ZM186 146L184 147L183 150L186 149ZM200 146H199V147H200ZM212 146H213V147H212ZM261 146H262V147H261ZM104 147H103V148H104ZM152 147H153V148H152ZM217 147H216V149H215V147H214L213 150L210 149V150H211L210 152H212L213 154H212V153H209V151H208L209 155H211L212 158H213V156H214V159H213V160H211V157L208 155L207 151L205 152V153H207V155H206L207 158L210 157V159L208 158L209 161H210V164L212 163L211 161H214V160H215V158L217 159V157H220V156H218V154H217V152H216V150L218 151V148H217ZM249 147H250V149H251L252 147H254L255 149L253 148V150H250ZM2 148H4V147L2 146ZM2 148L0 149V150H2L1 152H3L4 150L7 149V150H6L7 152H4V153H5L6 155H7V153H8L9 157H10V154L13 155V153H16V151L14 152V150H16V149H14V150L12 151L11 148H10L11 152H13V153H10L9 148H4V149H2ZM12 148H13V147H12ZM143 148H146V147L144 146ZM143 148H142V149H143ZM156 148H160L159 145H158V147H156ZM161 148H162V147H161ZM193 148H191V149H193ZM202 148H201V149H202ZM220 148H222L223 151H222V149H220ZM142 149H141V150H142ZM146 149H147V148H146ZM180 149H181V148H180ZM197 149H198V150H197ZM240 149H242V150H240ZM260 149H261V150H260ZM88 150H89V149H88ZM100 150H101V149H100ZM139 150H140V149H139ZM139 150H138V151H139ZM148 150H146V152H148ZM155 150H156V149H155ZM232 150H231V151H232ZM257 150H260V153H261V154H260L259 151H257ZM8 151H9V152H8ZM17 151H18V149H17ZM185 151H186V150H185ZM199 151H200V150H199ZM214 151H215V152H214ZM221 151H222V152L225 151L224 154H221ZM241 151H243V152L241 153ZM250 151H251V155H252V153H254V152H257V153H258V154L255 153L254 155H252L253 157L255 156L254 159H252V156L250 155ZM96 152H97V151H96ZM96 152H95V153H96ZM98 152H100L99 155H101V151H98ZM146 152H145V155H147ZM186 152H187V151H186ZM190 152L192 153V151L189 150V153H190ZM244 152H245L246 154H244ZM9 153H10V154H9ZM89 153H90V152H89ZM141 153H142V151H141ZM194 153H195V152H194ZM205 153H204V154H205ZM214 153H216V154H214ZM240 153H241V154H240ZM262 153H263V154H262ZM5 154H4V155H5ZM17 154H18V153L14 154V156H16ZM96 154H97V153H96ZM96 154H95V155H96ZM238 154H239V157H238ZM242 154H244V155H243V156H240V155H242ZM0 155H1V156H4L3 153H2V154L0 153ZM86 155H89V154H86ZM93 155H94V154H93ZM95 155H94V156H95ZM136 155H137V154H136ZM136 155H135V156H136ZM202 155H203V154H202ZM202 155L198 156V158L201 159V160L197 159L199 162L201 161V164L199 165V168H202L203 165H204L203 163H205V162H204V159H205V158H204V157H201ZM247 155H248V156H247ZM259 155H261V156H259ZM262 155H263V156H262ZM102 156H103V155H102ZM102 156H100V157H102ZM216 156H217V157H216ZM244 156H246V157H244ZM250 156H251V157H250ZM256 156H258V157L256 158ZM18 157H19V156H18ZM97 157H98V155H97ZM133 157H134V156H133ZM139 157H140V156L138 155V159H139ZM221 157H220L219 159H217L216 161H214V163L216 162L215 164H217V166L215 165L216 168H217V167L219 168V165H220L219 160L223 159L224 156H223L222 158H221ZM236 157H237V159H234V158H236ZM248 157H249L250 159H248ZM260 157H261V159H258V158H260ZM90 158H91V157H90ZM135 158H136V160H137V156L134 157V159H135ZM156 158H157V159H161V158H159V157H156ZM194 158H195V157H193V159H194ZM203 158H204V159H203ZM239 158H240L242 161H241ZM242 158H244V159L246 158L247 160H249L250 163H249L247 160H243ZM99 159H101V158H99ZM151 159H150V160H151ZM157 159H156V160H157ZM202 159H203V160H202ZM255 159H256V160H257V159L259 160V161L256 162L257 164L255 163V161H253V160H255ZM142 160H143V164H142L141 161H140V165H139V166H142V165H144V164H145V165H148V166L150 165V164H148L149 162H147V160H145L144 158H143ZM251 160H252L254 163H252ZM127 161H128V160H127ZM134 161H135V160H134ZM137 161H138V160H137ZM144 161H146L147 164L144 163ZM157 161H158V160H157ZM202 161H203V162H202ZM209 161L207 160V162H208V164H206V166L208 165V166H207V167H208L207 169H210V170H211V169H214V168H211V167H212V164H213V166H214V163H212L211 166H210ZM217 161H218V163H217ZM233 161H237V164H236V162H234V165H233V163H232ZM240 161H241V162H240ZM245 161L247 162V164L249 163L250 165H247L246 163H244ZM128 162H129V161H128ZM152 162H151V165H152ZM195 162H196V166H198L197 161H196V158H195ZM229 162H231V164H229ZM242 162H243V163H242ZM258 162L260 163V165H259ZM240 163H241V165H240V166H241L240 169L244 166L242 171L246 170L247 166H248L247 170L249 169V166H250V168H252V169H249L250 171H247V170H246V172H245V171H244V172H241L240 169H239V171L235 170L233 167H234L235 165H236L235 168L238 167V165H239ZM141 164H142V165H141ZM242 164H243V166H242ZM245 164H246V165H245ZM252 164H254V165H252ZM133 165H134V163H133ZM163 165H164V164H163ZM165 165H166V164H165ZM167 165H168V164H167ZM232 165H233V167H232ZM152 166H153V165H152ZM158 166H159V168H160V167H161V164H159ZM158 166L156 165L157 168H158ZM170 166H171V164H170ZM200 166H201V167H200ZM245 166H246V168H245ZM251 166H252V167H251ZM142 167H143V166H142ZM145 167L147 168V166H145ZM150 167H151V166H150ZM156 167H155V169L152 168V167H151V168L154 169V170H156ZM168 167H169V166H168ZM183 167H185V169H186L187 167H190V165L187 166V167H186V166H183ZM183 167H181L182 170L184 169ZM193 167H195V166H193ZM255 167H257V168H255ZM258 167H259V169H258ZM263 167H264V165H263ZM127 168H128V167H127ZM151 168H150V171H151ZM163 168H164V166H163ZM166 168H167V166H166ZM171 168H172V167H171ZM173 168H174V167H173ZM190 168H191V167H190ZM195 168L198 169V167H195ZM195 168H194V169H195ZM216 168H215V169H216ZM220 168H221V166H220ZM222 168H223V167H222ZM238 168H239V167H238ZM238 168H237V169H238ZM254 168H255V170H257V171L259 170L261 173H259V171L256 172L255 170H253ZM260 168H261V169H260ZM120 169H121V173H122V170H124V169H122V168H120ZM128 169H129V168H128ZM138 169H140V168H138ZM169 169H170V167H169ZM169 169H168V171H169ZM191 169H192V168H191ZM194 169H193V170L188 169V170H190V171H188V172L190 173L191 171H194ZM207 169H206V170H207ZM118 170H119V169H118ZM160 170H161V169H160ZM165 170H167V169H165ZM182 170L180 169L179 172H182ZM186 170H187V169H186ZM186 170H183V171H186ZM199 170H201V173L203 172L202 169H199ZM204 170H205V168H204ZM219 170H220V169H219ZM233 170H234V171H233ZM129 171H130V170H129ZM129 171H127V169H126V172H127L126 174H128ZM163 171H164V170H163ZM168 171H167V172H168ZM195 171L198 173L197 170H195ZM217 171H218V169H217ZM253 171H255V172H254V175H253ZM113 172H114V171H113ZM115 172H116V171H115ZM115 172H114V173H115ZM118 172H119V171H118ZM152 172H153V171H152ZM157 172H159V171H157ZM157 172H156V173H157ZM161 172H162V170H161ZM167 172H166V173H167ZM179 172H178V174H179ZM188 172H186V173H188ZM199 172H200V171H199ZM204 172H207V175H206V173H205V174H202V176H203V175H205V176H209V175L211 176V175H212L211 172H210V173L208 172V170H207V171H204ZM213 172L216 173V170H215V171L213 170ZM218 172H219V171H218ZM248 172H249V173H248ZM262 172H263V173H262ZM94 173H95V172H94ZM114 173H112V174H114ZM170 173H171V170H170ZM189 173H188V174H189ZM192 173H194V172H192ZM201 173H200V174H201ZM221 173H222V172H221ZM221 173H219L218 175H220ZM251 173H252V175H251ZM257 173H259V174L256 175ZM100 174H101V173H100ZM108 174H109V173H108ZM119 174H120V173H119ZM122 174H124V173H122ZM158 174H159V173H158ZM160 174H161V173H160ZM164 174H165V173H164ZM181 174H182V173H181ZM208 174H209V175H208ZM213 174H214V173H213ZM102 175H103V172H102ZM153 175H154V174H153ZM194 175H195V173H194ZM197 175H198V174H197ZM250 175H251V177H250ZM261 175H262V176H261ZM110 176H112V175H110ZM150 176H152V175H150ZM150 176H149V178H150ZM154 176H155V175H154ZM157 176H158V175H157ZM161 176H162V175H161ZM180 176H182V175H180ZM189 176H190V175H189ZM155 177H156V176H155ZM215 177H216V176H215ZM112 178H113V177H112ZM182 178H183V176H182ZM182 178H181V179H182ZM189 178H190V177H189ZM153 179H154V177H153L151 180H153ZM179 179H180V177H179ZM183 179H184L183 181H185V178H183ZM148 180H149V179H148ZM190 181H191V179H190ZM220 181H219V182H220ZM149 182H151V181H149ZM211 182L214 183L213 180H212ZM258 182H259V181H256V183H258ZM168 183H169V182H168ZM168 183H167V184H168ZM180 183H182V182H180ZM184 183H185V182H184ZM186 183H187V181H186ZM191 183H192V182H191ZM196 183H197V181L195 182V184H196ZM202 183H203V182H202ZM204 183L206 184L207 181L204 182ZM204 183H203V184H204ZM250 183H251V182H250ZM253 183H255V182H253ZM259 183H260V182H259ZM158 184H159V183H158ZM192 184H193V183H192ZM197 184H198V183H197ZM170 185H171V184H170ZM187 185H188V184H187ZM187 185H185V186H187ZM193 185H194V184H193ZM207 185H208V184H207ZM207 185H206V186H207ZM211 185H212V183H211ZM249 185H250V184H249ZM249 185H248V186H249ZM260 185H261V184H260ZM262 185H263V184H262ZM165 186H166V185H165ZM188 186H190V185H188ZM198 186H199V185H198ZM214 186H216V185H214ZM255 186H257V185H255ZM166 187H167V186H166ZM166 187H165V189H166ZM168 187H169V185H168ZM171 187H172V185H171ZM244 187H245V190H244ZM252 187H253V186H252ZM175 188H176V187H175ZM240 188H241V189H240ZM247 188H248V187H247ZM257 188H258V187H257ZM260 188H261V187H260ZM200 189H201V188H200ZM209 189H210V188H209ZM217 189H218V187H217ZM258 189H259V188H258ZM172 190H174V188H172ZM250 190L253 191L252 188H251ZM254 190H255V189H254ZM258 191H259V190H258ZM261 191H262V189H261ZM222 192H223V191H222ZM224 192H226V191H224ZM253 192H254V191H253ZM253 192H252V193H253ZM259 192H260V191H259ZM213 193H214V192H213ZM260 193H261V192H260ZM255 194H256V193H255ZM262 194L264 195V193H262ZM258 195H259V194H257V196H258ZM177 196H178V195H177ZM261 197L263 198L264 196H261ZM172 198H174V197L171 196V199H172ZM175 198H178V197H175ZM180 198H181V197H180ZM259 198H260V197H259ZM167 199H168V198H167ZM167 199L165 200L166 202H163L164 200L161 202V200H162V198H161V200H160V202H161V206H160V208L163 209V207H164L165 205L168 204V203H167V201H168ZM171 199H170V197H169V200H171ZM178 199H179V198H178ZM183 199H184V198H183ZM232 199H233V200H232ZM240 199L244 200V202L247 201L248 206H249L247 209H246L245 205L243 206L241 203H239V202H240ZM176 200H177V199H176ZM219 200H221V201L219 202ZM213 201H214V202H213ZM225 201H226V200H225ZM227 201H226V202H227ZM259 201H260V200H259ZM168 202H169V201H168ZM163 203H166V204H164V206H162ZM215 203H216V207H215ZM219 203H220V204H219ZM231 203H232V204H231ZM169 204H171V203H169ZM169 204H168L167 206H165V208H166V207L168 208V206H169V209H166V210H168V213H169V210L172 208V206H170ZM218 204H219V205H218ZM221 204H223V206H221ZM218 206H220V207L218 208ZM240 206H243V207H240ZM239 207L242 208V209H240ZM217 208H218V209H217ZM238 208H239V209H238ZM237 209H238V210H237ZM243 209H244V210H243ZM171 210H172V209H171ZM241 210H242V211H241ZM163 211H164V210H163ZM212 211H213V212H212ZM241 212L243 213V215H242ZM164 213H166V211H165ZM171 213H172V212L170 211V214H171ZM240 213H241V214H240ZM173 214H174V213H172V215H173ZM239 214L242 215V217H241ZM164 216H165V215H164ZM166 216H167V214H166ZM166 216H165V217H166ZM174 216H171V218L174 217ZM203 216H204V217L206 216V217H208V218H211V220L213 221V225H214V227H216L215 225H218L217 222H220L221 220H224V221H225V219H226L225 222H224V221L220 222V223H222V225H223V222H224V225H223V226H225V227H224L223 229L220 228V229L216 230V228L211 227V226H213V225H210V227H211V232H210L208 226H206V228L208 227V231H207V229L205 228V226H204V227H201V224H202V226H203V223H206V222H203ZM171 218H170V219H171ZM166 219H167V218H166ZM216 219H217V222H216ZM96 220H97V219H96ZM174 220H175V219H174ZM218 220H219V221H218ZM97 221H98V220H97ZM201 221H202V222H201ZM214 221H215L216 223H214ZM100 222H101V221H100ZM103 222H104V221H103ZM103 222H102V223H103ZM166 222H169V221L167 220ZM170 222H171V220H170ZM226 222H227V223H226ZM74 223H75V222H74ZM77 223H78V222H76L75 224H77ZM121 223H122V222L120 221V225L123 226L124 224H123V223L121 224ZM200 223H201V224H200ZM220 223H219V225H220ZM225 223H226L227 225H225ZM75 224H74V225H75ZM0 225H1V224H0ZM169 225H171V226H169ZM1 228H2V226H0V229H1ZM75 228H76V225H75ZM113 228H112V229H113ZM202 228H203L204 230H203ZM13 229H15V228L13 227ZM89 229H90V230H89ZM212 229H213V232H214V233L212 232ZM15 230H16V229H15ZM15 230H12V231H15ZM47 230H48V234H49V235L51 234L50 236H49L48 234H46V233H47V232H46ZM106 230H107V228H106ZM146 230H147V229H146ZM148 230H149V229H148ZM148 230H147V231H148ZM152 230H154V229H152ZM156 230H157V229H156ZM162 230H163V229H162ZM220 230H221V231H220ZM85 231H86V232H85ZM107 231H108V230H107ZM149 231H150V230H149ZM41 232H42V231H41ZM50 232H52V233H50ZM103 232H102V233H103ZM133 232H135V231H133ZM144 232H146V231L144 230ZM150 232H151V231H150ZM6 233H7V232H6ZM6 233H5V235H6ZM14 233H15V232H14ZM14 233L11 232L12 236H14L15 234H17V233H15V234H14ZM60 233H61L62 235H60ZM113 233H114V234H113ZM131 233H132V232H131ZM131 233L128 232V234H129L130 236H131ZM136 233H137V232H136ZM136 233H134V234L136 235ZM146 233H147V232H146ZM11 234H10V235H11ZM13 234H14V235H13ZM98 234H100V235H98ZM137 234L140 235L141 233H137ZM142 234H143V233H142ZM142 234H141V235H142ZM147 234H148V233H147ZM147 234H145V235H147ZM154 234H155V236H154ZM1 235H2V236H1ZM5 235H3L2 230H0V240L2 239V241H3V240L5 239L3 236H5ZM10 235H9V236H10ZM45 235H47V236H45ZM52 235H53V236H52ZM54 235H55V236H54ZM56 235H57V236H56ZM58 235H59L60 237H59ZM90 235H92L91 238H92V239H95V240L90 239V238H89ZM105 235H106V236H105ZM117 235H118V234H117ZM124 235H126V234H124ZM139 235H138V236H139ZM145 235H144V236H145ZM150 235H151V234L149 233L148 236H150ZM9 236H8V237H9ZM12 236H10L11 239H12ZM15 236H16V235H15ZM82 236H83V237H82ZM121 236H122V235H121ZM126 236H127V235H126ZM132 236H133V235H132ZM136 236H137V235H136ZM49 237L52 238V241L49 240ZM55 237H56V238H55ZM69 237H70V236H69ZM73 237H74L75 240L73 239ZM87 237L89 238V240H92L94 243L90 245V243H92V241L89 242V240H87V239H88ZM93 237H94V238H93ZM116 237H117V236H116ZM142 237H143V235H142ZM3 238H4V239H3ZM54 238H55V240H54ZM79 238H80V239H79ZM82 238L85 240L86 244H85L84 240L82 241ZM108 238H111V239L108 240ZM130 238H131V237H130ZM130 238H127V240H129V241H127L126 244H127V243L129 244V242H130L131 239L134 240L133 238H131V239H130ZM134 238H135V237H134ZM139 238H140V236H139ZM143 238H144V237H143ZM146 238H147V236H145V239H146ZM14 239H15V237H14ZM14 239H13V240H14ZM101 239H102V241H101ZM113 239H115L116 243H117V240H118V243L116 244V243L114 242V246L112 247L113 242H111V241H112ZM124 239H125V236H124ZM145 239H144V240H145ZM15 240H17V239H15ZM71 240L74 241V242L76 241V242H75V243H72ZM80 240H81V242H80ZM86 240H87V241H86ZM135 240H136V238H135ZM135 240H134V241H135ZM140 240H141V239H139V241H140ZM11 241H12V240H11ZM63 241H64V243H62ZM95 241H97V243H99L98 241H100V242H104L103 244H105V245L103 246V244H102V246H103L105 249H104V248L101 249L100 247L96 248V247H97V246H96L97 243H96ZM106 241H107V242H106ZM113 241H114V240H113ZM141 241H143V239H142ZM14 242H15V243H14ZM55 242H56V243H55ZM65 242H66V243H65ZM82 242H83V243H82ZM119 242H120L121 244H119ZM12 243H14V245H16L17 242H16V241H12ZM53 243H49V244H51V246H52V245H54ZM70 243H67L66 245H68V244H70ZM81 243H82V244H81ZM49 244H48V246H47V244H46V246L50 249L51 246H50ZM83 244H84V245H83ZM88 244H89L90 246H88ZM94 244H95V246H94ZM131 244H133V245H131ZM80 245H81V246L83 245V246L81 247ZM85 245L88 246V248L91 247V246L93 245V246H92L93 248L90 249V250H91L90 253H91V255H92V252H93L94 255H92V256L90 255L89 250H88L87 247H85V248H87V251H88V252H87V251H84L85 249H84L83 247H84ZM97 245H99V244H97ZM108 245H110L111 247L108 246ZM99 246H101V243H100ZM102 246H101V247H102ZM216 246L218 247V250H219V248L222 249V250L220 249V250H221L220 253H219V251L217 250V247H216ZM67 247H68L69 249H68ZM74 247H75V246H74ZM79 247H81V248H79ZM106 247H107V249H106ZM123 247H124V246H123ZM48 248L44 247V249H46V250H49ZM60 248H61V247H60ZM94 248H96V249H94ZM108 248H109L110 250H109ZM111 248H113V249H111ZM44 249H43V250H44ZM52 249H50V252H51ZM58 249H59L60 251H57ZM70 249H72V250H70ZM83 249H84V250H83ZM92 249H94V250L92 251ZM137 249H138V250H137ZM215 249H216V250H215ZM74 250H75V251H74ZM82 250H83L84 253H81ZM96 250H98V252H101L102 255L97 254L98 252H97ZM99 250H100V251H99ZM101 250H102V251H101ZM111 250H112V251H111ZM119 250H118V251H113L112 254H114V253H118V254H120V253H119ZM129 250H130V251H129ZM131 250H132V252H131ZM94 251H96L97 253L94 252ZM106 251H108V252H106ZM217 251H218V252H217ZM43 252H44V251H43ZM46 252H47V251H46ZM110 252H111V253H110ZM129 252H130V254H129ZM44 253H45V252H44ZM86 253H87V254H86ZM103 253H104V254H106V253L108 254V253H109V257H108L107 254H106V255H107V256H106V255H104ZM96 254H97V255H100V256H97ZM126 254H127V255L129 254V255L126 256ZM133 254H134V255H133ZM85 255H88V256L90 255V257H88L89 259H87V257H85ZM95 255H96V256H95ZM130 255H132V256H130ZM79 256H80L81 258H80ZM94 256H95L96 258L99 257L100 259L98 258V259L96 260V258H95ZM117 256H118V255H117ZM120 256H121V254H120ZM120 256H119V257H120ZM129 256H130L131 258H129ZM49 257H50V258H49ZM83 257H84V258H83ZM93 257H94V258H93ZM101 257H102V258L104 257V258L102 259ZM107 257H108V258H107ZM112 257H113V256H112ZM119 257H115V255H114V258H115V259H113V260H114V261L116 260L115 262L117 263V260H118L117 258H119ZM122 257H123V256H122ZM38 258H39V259H38ZM85 258H86V259H85ZM90 258H92V259L90 260ZM105 258H106V259H105ZM22 259H23V258H20L19 260L21 261ZM26 259H27V258H26ZM26 259H23V260L25 261ZM43 259L45 260V263H44V260H43ZM48 259H49V262H50V263L47 261ZM66 259H67L68 261H66ZM83 259H85L86 261L83 260ZM93 259H95V261H93ZM104 259H105V260H104ZM107 259L109 260V262H108ZM130 259H131V260H130ZM16 260H17V259H16ZM32 260H33V261H32ZM42 260H43V262H42ZM87 260H88V261H87ZM100 260H101V262H99ZM106 260H107V262H106ZM111 260H112V258H111ZM120 260H121V259H120ZM128 260H129L130 262H129ZM114 261H113V262H114ZM126 261H125V262H126ZM11 262H13V260L10 261L9 264H10ZM15 262H16V261H14L13 264H14ZM111 262H112V261H111ZM113 262H112V263H113ZM115 262H114V263H115ZM17 263H18V262H17ZM17 263H15V264H17ZM19 263H20V262H19ZM114 263H113V264H114ZM119 263H121V264H122V263H123V264H126V263H124L123 260H122V262H121V261H120V262L118 261L117 264H119ZM20 264H22V263H20ZM26 264H27V263H26Z\"/></svg>",
    "mask_w": 264,
    "mask_h": 264
}]
</instances>
